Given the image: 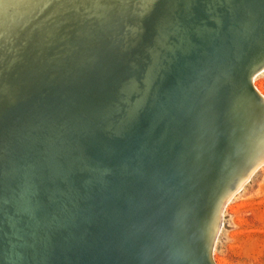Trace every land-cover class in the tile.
<instances>
[{"label":"rangeland","instance_id":"374dc122","mask_svg":"<svg viewBox=\"0 0 264 264\" xmlns=\"http://www.w3.org/2000/svg\"><path fill=\"white\" fill-rule=\"evenodd\" d=\"M28 1H30V3H29V8H28V5H27V7H25L26 5H25V3L26 4H28ZM34 0H26V2H23V5H22V7L21 6H19V5H17V7H21V8H24L25 9V11H26V8H27V11H26V15L27 16H29V17H26L25 16V19L23 20V21H27L28 19H26V18H30L28 21H27V24H25L24 25V27H23V29L21 30V32L19 33L20 35H18V39H17V41L16 42H14V44H10L11 45V47L9 46V43H10V41H9V35H10V33L11 32H15L14 30H19V28H14L13 29V27H11L9 30H8V32H9V34L8 33H6V35H4V38H3V36H2V34H0V49H2L1 51H0V67H2V68H0V78L2 79V81H0V89L1 88H3L4 86L3 85H5V87H7V84L9 83L10 84V86H11V84L13 85V87L11 86H9V84H8V86L10 87L9 89H8V87L7 88H5L4 87V89H1L2 91H0V96L2 97V98H0V107H3V109L2 108H0V113H1V115H0V127H1V130H2V133H3V135H4V130L5 131H7V130H9L8 132H5L6 133V136L8 135L7 133H9L10 135L9 136H13V135H17L16 134V132H17V130L16 131H14V126H15V124L12 122V118H14V120H16V122H17V119L18 118H21V117H23L24 115H26V117H27V115H29L30 114V116L29 117H33L34 116V120L32 119V117L30 118V119H32L33 121H36V122H32V120L30 121V120H28L26 117H25V122H26V126L27 127H29L28 129H27V127L26 126H24L23 124L25 123H23L22 124V122L24 121V118H23V120H22V122L19 120V122L20 123H16L14 120V122L16 123V125H18L15 129H17V128H19V126H20V128H21V130H22V127L24 128V127H26V129L28 130V131H30V132H28L25 128V130H24V132L23 133H25L26 131L28 132V133H30L29 134V136H28V134H27V132L25 133V136H26V134H27V136L29 137H26L27 138V140H29V145L31 146V148H29L30 146L28 145V142H27V144H25L24 145V147H26V145L28 146V148H29V151H26L27 149H25L24 147H23V145H22V148H21V146H18V148H21V152H19L20 151V149H18V151L17 150H15L16 149V147L14 148V150L16 151H14V153H15V156H16V159H15V161H16V164H15V174H14V176H13V178L11 179V184L13 185L12 186V188H13V192L15 193V194H19L20 193V190H21V188L23 187V186H28L29 188H30V192H29V194H28V198H29V201L31 202V203H34L35 201H37L38 199H39V204H40V206H41V208H42V210H41V212L38 214V219L36 220V221H34V222H32V214H31V210L29 211V210H27L22 216H21V219H20V221H21V224L23 225V227H24V229H25V232H27L26 234H27V247L29 248V251H28V255L30 254V260H32V258L33 259H36V257L39 255V252L38 251H40V250H42L41 248H43V244L45 243V240H46V242H48V244L49 245H53L52 243H55L56 244V242H58V240H60L59 238H61V240H60V242L61 241H64L63 239H64V236H63V238L61 237L62 236V232H63V234H64V232H66V228L65 227H60V229L62 230V229H64V231L62 230H59V229H57V228H59V227H57V225H55L56 223H55V220L58 218V214H61L62 213V215L64 216V218H65V216H69V214H71L73 217H74V224L73 225H71L70 227L71 228H69V226H68V228H69V230H71V231H73V232H75V229L77 230V228L76 227H78V229L79 230H77V231H79V233H81L82 232V234H84V235H88V234H90V233H88L89 231H88V229H83V230H85V231H83L82 230V228L83 227H85L86 226V223L85 222H83V219H81L82 218V215H83V217H84V215L86 214V213H88L89 211H91V213L93 214V216L95 215H97V213H98V210H99V208L102 206V204L104 203V202H102V200H104L105 201V203L107 204V202H106V198H107V196H102L101 194L103 193V195H111L110 197H109V199H112L113 197H114V195H112V194H109V193H111V192H109V191H112L113 192V189L115 190V189H117V191L119 190V185H117V184H121L122 185V183H123V181L126 179L127 180V178H129L130 176H134V174L132 173V171H134L133 169L132 170H130V168H134L135 166L133 165V167L132 166H130V164L132 165L133 163L135 164H138V159L140 160V158H142V157H144V156H146V157H149L150 155H152L151 153H149V151H145V152H148V154H149V156H147V155H145L144 153V150L148 147L147 146V141H145V142H142V144H141V147L138 145V143H139V137H140V135H141V133L139 132V127L141 126V123H140V121L144 118H146L145 120L147 121V122H149V124H150V126L148 127V130L147 131H150L149 132V134L151 133V131L152 130H154L155 129V126L157 125V123H158V120L156 121V119L155 118H158V117H161V119H163V117H164V120H162V122H165V119H166V117H167V114H169V112L167 113V112H165L164 114L166 115V116H164L163 115V113L162 114H159L158 116H153L152 114H151V112H152V108L155 106V103H156V100L157 101H160V99L162 98V94L163 93H165L167 90H168V88H167V90H165V92H163L164 90H161L162 92H158L159 91V87L160 86H162V83L164 82V84L166 83V81H167V79H172V78H174V79H172V80H174V81H176L178 78V76H176V75H178L177 74V72L175 71L176 70V67H178V66H181V64H178L179 62L181 63V61H179V60H175L176 58H174V59H169V60H167L166 59V57L165 56H163L161 59H160V61H159V63H158V66L157 67H155V69L153 70V72H152V74H151V83L149 84V86H146V85H142L141 84V82L143 81V77L146 75H144V73H143V71H145V68H147V66L150 64L149 63V61L151 60V55H150V53H149V49L145 46V44H148V45H154V41H152L151 42V40H152V38L150 37V39H149V37L147 36H145V37H143L144 35H143V31H144V27L142 28V33H141V26H144V23L142 22V21H140V20H143L142 19V17H141V13H140V10H138L139 12L138 13H140L139 15H140V17H139V15H138V13H137V17H135V15L134 14H136V11H135V9L136 8H138L137 7V2L138 1H140L141 2V0H137V2L134 0L133 2H131V0L129 1V2H131L132 4H134V2H136V7H135V9H134V7H131L132 6V4L131 3H129V4H131V5H129V4H127V1H126V4H124L123 2H124V0L121 2V0L119 1H117L116 2V0H110V1H107V0H103L104 2H101V0H83L85 3H83L82 2V0L80 1V0H78V2L81 4H79L80 5V7H79V5H78V8H77V6H75L76 5V3L75 2H77V1H73L72 0V2L69 0H66V1H68L67 3H71L70 5H68L67 3H66V1L65 0H48L47 2H45L46 0H44V2H43V0H38V4H41L42 5V2L45 4L43 7H39L40 9H43L42 11L41 10H38V6H41V5H38L37 4V6L35 7V5H36V3H37V0H35V2H33ZM42 1V2H41ZM61 1H65L64 3H65V5L63 6H61L60 8H57L59 11H60V16H56V15H58L59 14V11H58V13H54V12H57V11H54L53 12V10H57L56 9V6L57 5H60V4H64L63 2H61ZM87 1H89V2H87ZM90 1H93V2H90ZM101 2L103 5H106V4H108L107 2H110V4L111 3H117V4H119V5H117V8H116V5L115 4H112V5H110L109 6V4L108 5H106V7L104 6V7H102V9H97V6H95L94 7V2ZM112 1V2H111ZM142 1H144V0H142ZM147 1V0H146ZM220 1V3L221 4H219V2H218V0L216 1V2H218V3H216V5L215 4H213L212 5V0H202V2H204L203 3V5H202V3H200V6L202 5V9L201 10H203V13L205 14V13H207L208 11L207 10H210L209 9V7H208V5L211 7V5H212V9L210 10V11H212L213 9H214V5L216 6V8L217 7H219V5H220V7L222 6V4L223 5H225L224 3H228V2H226V1H228V0H219ZM230 1V0H229ZM55 2V3H54ZM73 2L75 3V4H73ZM140 2H138L139 4L138 5H140ZM199 2H201V1H199ZM210 2V3H209ZM215 1H213V3H214ZM33 3V4H32ZM35 3V4H34ZM49 3V4H48ZM90 3V5L93 3V8L90 6V5H88ZM120 3H122V6L123 5H125V6H129V7H126L125 8V6H121V4ZM205 3L206 4H208V5H205ZM74 5V7H75V9H72V7L70 8V7H68L67 8V6H73ZM83 4V5H82ZM85 4V5H84ZM96 5H97V3H95ZM141 4H142V2H141ZM199 4V3H198ZM50 5V6H49ZM89 6V8L91 7V9H89L88 7H86V6ZM113 5H115V6H113ZM218 5V6H217ZM34 6V7H33ZM65 6H66V8L68 9H66L65 8ZM133 6H135V5H133ZM205 6H206V8H207V10H206V8H205ZM59 7V6H58ZM73 7V8H74ZM81 7H85V12H84V10H83V8H81ZM220 7H219V9H220ZM225 8L226 6H222L221 7V9L222 8ZM32 10H31V9ZM34 8L36 9V11H33L34 10ZM79 10H77V9ZM110 10H109V9ZM116 8V9H115ZM124 8V9H123ZM128 8V10H129V12H131V10H132V14L131 13H129L128 12V10H127V12L129 13V14H126L127 12L125 11L126 9ZM140 8H141V6H140ZM215 8V12L216 11H219V10H217ZM29 9V10H28ZM64 11V9H66V11L67 12H64V14H63V11ZM71 9H72V13H70L71 12ZM94 9V10H93ZM117 9H119V12H118V10ZM123 11H122V10ZM133 9H134V11H133ZM139 9V8H138ZM38 10V11H37ZM83 10V11H82ZM89 11V10H91L89 13H87V11ZM105 10H106V12H105ZM121 10V11H120ZM196 11L195 12H197L198 10L200 11V9H199V7L197 8V9H195ZM207 12H206V11ZM29 11L31 12V13H29ZM40 11V12H39ZM69 11V12H68ZM115 11V12H114ZM205 11V12H204ZM32 12H34L33 14H32ZM37 12V13H36ZM74 12V13H73ZM79 12V13H78ZM85 14H84V13ZM95 12H96V14H95ZM108 12V13H107ZM115 13L114 15H113V13ZM116 12H118L117 14H116ZM126 14V15H128V16H126L125 17V15H124V17H123V14L124 13ZM50 13H52L51 15L53 16L54 14V16L52 17V16H50ZM75 13H78V17H76L77 16V14H75ZM81 13V14H80ZM83 13V14H82ZM103 13V14H102ZM121 13H122V16H121ZM211 13V12H210ZM210 13H207V14H205V15H209ZM30 14V15H29ZM38 14V15H37ZM69 14V15H68ZM80 14V15H79ZM108 15V16H106V15ZM112 14V15H111ZM134 15V16H132V18H130L129 16H131V15ZM212 14V13H211ZM32 15H33V20L31 19V17H32ZM82 15V16H81ZM89 15H92V16H89ZM118 15V16H117ZM50 17V19H47V18H49ZM69 18H68V17ZM87 16V18H84V17H86ZM110 16V17H109ZM114 16V17H113ZM210 16V15H209ZM212 16V18H213V16H214V14H212L211 15ZM210 16V17H211ZM262 16L263 15H261V13L260 14H258V16L256 17V18H258L257 20H256V18L254 19V20H256V21H254L255 22V24L257 25V27H260V22L262 21ZM38 17V18H37ZM64 17V18H63ZM68 18V19H65V18ZM72 17V18H71ZM76 17V18H75ZM83 19V21H81L82 19ZM89 17H91V18H89ZM93 17V18H92ZM107 17H109V18H107ZM120 17L122 18V19H120ZM135 17V18H134ZM205 17V16H204ZM210 17H206V21H208V20H210V21H208V22H210V23H213L214 25L216 24V26H217V28L219 27H221V25H220V23L217 21V20H215L214 19V22H213V20L212 19H209ZM45 18V19H44ZM52 18H54L53 19V21H52ZM70 18H71V20H70ZM77 18H79V21H77L76 19ZM137 18V19H136ZM208 18V19H207ZM47 19V20H46ZM57 19H59V21L57 20ZM87 19V20H86ZM90 19V20H89ZM112 19H114V20H112ZM121 20V23H120V20ZM125 21H124V20ZM128 19H129V21H128ZM131 19V20H130ZM133 19V20H132ZM203 19H205V18H203ZM35 20V21H34ZM45 20L47 21V22H45ZM68 20H70L71 22H68ZM74 20H76V22L74 21ZM86 20V21H85ZM93 20V21H92ZM123 20V21H122ZM138 20V21H137ZM238 20V22L236 21V23H238L237 25H238V28L239 27H241V28H239V30H240V34H241V32L243 31V24H242V22L245 20H243V18H241V20L239 21V19H237ZM56 21V22H55ZM73 21V22H72ZM81 21V22H80ZM92 21V22H91ZM137 23H136V22ZM205 21V20H204ZM205 21V22H206ZM242 21V22H241ZM259 21V22H258ZM30 22V23H29ZM40 22V23H39ZM45 22V23H44ZM84 24H83V23ZM91 22V23H90ZM131 22V23H130ZM140 22H142V23H140ZM254 22H253V24H254ZM43 23V25H41ZM61 23H64L65 25L64 26H62L61 25V27H60V24ZM66 23H68V24H66ZM74 23V24H73ZM130 23V24H129ZM258 23V24H257ZM33 24V25H32ZM51 24V25H50ZM83 24V25H82ZM93 24V25H92ZM113 24V25H112ZM116 24V25H115ZM122 24V25H121ZM135 24L136 25H138V27L140 28V30L139 29H136V28H138L137 26H135ZM142 24V25H141ZM218 24H219V26H218ZM37 25V26H36ZM69 25V26H68ZM77 27H75V26ZM81 25V26H80ZM87 25H89V26H87ZM130 25H134V26H130ZM243 25V26H242ZM39 26H40V28H39ZM56 26V27H55ZM58 26H59V28H58ZM36 27H37V29H36ZM55 27V28H54ZM68 27V28H67ZM126 27V28H125ZM136 27V28H135ZM257 27L255 28V29H257ZM31 28V29H30ZM34 28V29H33ZM61 28V29H60ZM73 28V29H72ZM125 28V29H124ZM245 30H244V33L245 32H247V26H245ZM13 29V30H12ZM36 29V30H35ZM40 29V30H39ZM131 29H132V32H131ZM134 29V30H133ZM33 30V31H32ZM71 30V31H70ZM137 30H139L140 32H137ZM242 30V31H241ZM262 30V31H261ZM0 31H1V29H0ZM25 31V32H24ZM29 31V32H28ZM41 31V32H40ZM46 31V32H45ZM53 31V32H52ZM64 31H66V32H64ZM125 31H127V32H125ZM136 31V32H135ZM31 32V33H30ZM32 32H34V34L32 33ZM43 32H44V34H46V35H43ZM50 32H52L51 34H50ZM263 34V39H264V24H262V26H261V28L259 29V34H261V33ZM22 33V34H21ZM66 33V34H65ZM74 33V34H73ZM142 34V36L140 35V34ZM28 34V35H27ZM40 34H42V35H40ZM48 34V35H47ZM57 34H59V35H57ZM64 34V35H63ZM129 34V35H128ZM242 34H243V32H242ZM8 35V36H7ZM24 35V36H23ZM38 35V36H37ZM51 35V36H50ZM6 36V37H5ZM29 36V37H28ZM48 36H50V37H48ZM54 36H56V37H54ZM140 36V37H139ZM244 35H242V37H243ZM9 39H8V38ZM27 37V38H26ZM38 37V38H37ZM44 37H46V38H44ZM64 37V39H62V38ZM66 37H68V39L66 38ZM241 37V36H240ZM3 38V39H2ZM22 38H23V40H22ZM28 38H29V40H28ZM39 38H41V39H39ZM46 40L45 41V43H44V39ZM61 38V39H60ZM67 40H66V39ZM137 38H138V41H137ZM141 38V39H140ZM7 39V40H6ZM102 39V40H101ZM108 39V40H107ZM260 39H261V36H260ZM24 40H26V43L25 42H23ZM35 40L36 41H38V42H35ZM48 40V41H47ZM57 40V41H56ZM61 40H64V42H60ZM112 40H113V42H112ZM135 40H136V42H135ZM216 40V41H215ZM3 41V42H2ZM21 43H20V42ZM43 42V43H41V42ZM50 41V43L51 44H49L48 42ZM101 41L104 43V45H107V46H103V43H101ZM220 40L218 39V37L217 36H215V37H213L212 39H211V41L209 42V47H207V48H205L204 50H203V55L202 56H200L201 58H204L203 60H208L209 62H212V58L214 59L215 58V56H216V52H217V55H218V45H216V43H218ZM6 44H5V43ZM54 44H53V43ZM60 42V43H59ZM66 42H68V43H66ZM75 42V43H74ZM94 42V43H93ZM148 42V43H147ZM28 43V44H27ZM33 43V44H32ZM34 43H35V46H34ZM91 43V44H90ZM97 43V44H96ZM138 43V44H137ZM5 44V45H4ZM8 44V45H7ZM24 44V45H23ZM30 44V45H29ZM32 44V45H31ZM37 44V45H36ZM41 44H44V45H41ZM63 44H67V47H68V50H67V48H65V49H63V47L65 46V45H63ZM81 45V47H85V50L82 48V50H81V48L79 49V51L80 52H78V49H75V48H77V47H80V45ZM84 44V45H83ZM93 44V48L91 47V46H89V45H92ZM94 44L96 45L95 47L97 48V46H99V48H97V49H95V47H94ZM99 44V45H98ZM112 44V45H111ZM135 44H137V45H135ZM2 45V46H1ZM6 45H7V47H6ZM26 45H27V47H26ZM54 45V46H53ZM60 45H62V51H61V46ZM71 45V46H70ZM74 45H76V47L74 46ZM83 45V46H82ZM87 45H88V47H87ZM111 45V46H110ZM125 45V46H124ZM128 45V46H127ZM260 45V46H259ZM23 46L25 47V48H23ZM34 48H33V47ZM40 46V47H39ZM43 48H42V47ZM45 46H46V48H45ZM56 46V47H55ZM70 46V47H69ZM73 46V47H72ZM124 46V47H123ZM215 46L217 47V49L215 48ZM252 46V47H251ZM250 46V48H249V52H248V50H246L249 54H248V61H247V64L245 65V69H244V71H242V73H241V71H240V76H241V74H242V76L240 77V76H238V78H236L237 79V81H236V79H235V81H234V85H233V93L230 95V97H231V103L233 104V106L232 107H234V111L233 110H231V109H229L227 112H229L230 114H231V116L233 117V119L236 121V126L237 127H239L240 129V131H239V140H238V142L239 143H242V142H240L242 139H244V142H245V144H246V146L245 147H243L242 145H240L238 142H236L237 144H235L234 142H233V136H231L230 134H229V136H231L232 138V140L229 138V136H228V139L227 140H230L229 141V143H227L226 142V144H228V146H229V150H228V152L226 153V155H228V153H229V156H226L225 158V161H224V164H223V166L221 167V170L222 171H225V170H223V168L224 169H226V171L225 172H227V173H225V172H221V173H219L218 175H220V176H216V179L214 180V181H216L217 179H218V187H217V189L216 190H212V191H214V192H212L209 188H210V183H209V179H206V185L205 184H203L202 185V189L200 190V193H199V195H198V198H196L195 199V201H194V203H196V207H195V209H193V208H191L192 209V216H194V219H195V221L196 222H198V220L195 218V216H197L198 214H199V216H200V218L202 217V219L205 221V219L206 220H209V223H210V225H212L213 226V214H214V208H215V205H214V202H215V199H216V197L218 196V194H219V192L222 190V189H224V191H226L227 193L228 192H230V191H232L236 186H238L239 184H241L242 182L244 183V186H243V191L240 193V194H238V195H236L232 200H231V202L227 205V207H226V209H225V211H224V216H223V218H221L222 220V227L220 228L221 230H219V232H218V236H217V241L215 242V252H214V259H215V262L217 263V264H264V147H261L260 149H258L257 148V146L255 145V143L257 142V141H262V142H264V112L260 109V111H258V115H256L257 117H252V119H248V120H246V119H244L245 120V122H242V119H243V113L244 112H242V108L243 109H248V107H246V104H248V102H247V94L245 93V90L243 89L244 87H243V85H244V83H245V78H246V76L251 72V71H253V70H257L259 67H261L262 65H264V43H263V41L261 42L260 40H256L252 45ZM15 47H16V50H15ZM51 47V48H50ZM66 47V46H65ZM75 47V48H74ZM110 47V48H109ZM14 48V49H13ZM37 48V49H36ZM42 49V50H38V49ZM49 48V49H48ZM53 48V49H52ZM75 49V50H72V49ZM108 48V49H107ZM200 49V51H201V47H199ZM28 49H29V51H28ZM32 51H31V50ZM50 49H51V51H50ZM86 49H87V51H86ZM94 51H93V50ZM143 49V50H142ZM263 49V50H262ZM47 50H48V52H47ZM56 50L58 51V55L60 56V55H64V56H58L57 55V52H56ZM68 51L67 53L65 52V51ZM70 50V51H69ZM257 50V51H256ZM14 51V52H13ZM16 51H18V52H16ZM43 51H45V52H43ZM50 51V52H49ZM53 51V52H52ZM55 51V52H54ZM82 51V52H81ZM83 51H84V53H83ZM105 51V52H104ZM12 52H13V54H12ZM16 52V53H15ZM22 52V53H21ZM27 52V53H26ZM33 52V53H32ZM42 53V54H40V53ZM47 52V53H46ZM52 52V53H51ZM77 52V53H76ZM5 53V54H4ZM9 53V54H8ZM38 53H39V55H38ZM46 53V54H45ZM63 53V54H62ZM66 53V54H65ZM70 53H72V54H70ZM96 53V54H95ZM4 54V55H3ZM11 54V55H10ZM28 54H30V55H28ZM34 54V55H33ZM45 54V55H44ZM70 54V55H69ZM117 54V55H116ZM121 54V55H120ZM124 54V55H123ZM223 54L225 55V53L223 52ZM35 55H36V57H35ZM48 55V56H47ZM49 55H51L52 57H50ZM78 57H76V56ZM87 55V56H86ZM98 55V56H97ZM116 55V56H115ZM3 56V57H2ZM6 56V57H5ZM38 56V57H37ZM41 56H44V57H46L47 59H48V61H47V59L45 60H43V62H45V61H47V63H42L41 64ZM68 56H70L71 57V59H70V57H68ZM72 56H74V57H72ZM85 56V57H84ZM121 56V57H120ZM206 56H207V58H208V56H210L209 57V59H207L206 58ZM226 56V55H225ZM7 57H8V61H7ZM11 57H12V59H11ZM19 57V58H18ZM30 57H32L31 58V60L29 61V59H30ZM35 57V58H34ZM40 57V58H39ZM58 57V58H57ZM82 57V58H81ZM113 57V58H112ZM117 57H119V59H121V60H119ZM3 58H4V60H3ZM6 58V59H5ZM16 58V59H15ZM17 58H18V60H17ZM21 58L23 59V60H21ZM28 58V59H27ZM38 60H37V59ZM43 58V57H42ZM56 58H57V62H55L56 61ZM62 58H65L64 60L62 59ZM90 58V59H89ZM116 58V59H115ZM129 58V59H128ZM150 58V59H149ZM164 58V59H163ZM210 58H211V61H210ZM27 59V60H26ZM33 59V60H32ZM50 59H53V60H55V61H53V63L52 64H54V63H57V65H54L53 67H55L56 66V68H53V67H51V65H47V64H50L49 62H52V60H50ZM60 59V60H59ZM68 59V60H67ZM70 59V60H69ZM79 60V63H78V61L77 60ZM86 61H85V60ZM112 59H113V61H112ZM115 59V60H114ZM125 59V60H124ZM223 59H225V58H223ZM2 60H3V63H2ZM12 60H14V62L12 61ZM40 60V61H39ZM50 60V61H49ZM63 61V62H61V65L60 66H58L59 64H60V62L59 61ZM75 60V61H74ZM126 60H128V61H126ZM171 60V61H170ZM10 61V62H9ZM25 61V62H24ZM33 61V64H31V62ZM40 63H39V62ZM64 61H66L65 62V64H67L66 66H65V64H64ZM71 61H73V62H71ZM76 61H77V63L79 64H77L76 63ZM112 61V62H111ZM119 63H118V62ZM169 61H170V63H169ZM173 61V62H172ZM208 61H205L206 63L208 62ZM19 62V63H18ZM38 63V65L40 66H38L37 64H35V63ZM70 62V63H69ZM75 62V63H74ZM81 62V63H80ZM208 62V64H206V65H208V66H213L214 67V63L215 62H213V63H209ZM2 63V64H1ZM29 63V64H28ZM63 63V64H62ZM68 63H69V66H68ZM72 63H74V64H72ZM173 63H174V65H173ZM17 64H18V66H17ZM28 66H27V65ZM75 64H77V65H75ZM112 64V65H111ZM125 64V65H124ZM167 64V65H166ZM183 64H186V62L185 63H183ZM202 64V63H201ZM210 64V65H209ZM211 64H213V65H211ZM2 65V66H1ZM8 65H9V67H8ZM11 65V66H10ZM22 65V66H21ZM32 65H34L35 66V68H34V66H32ZM36 65H37V68H36ZM44 65L46 66L45 68H44ZM63 65H64V67H65V70H64V67H63ZM4 66V67H3ZM19 66H21V67H19ZM31 66V67H30ZM41 66L44 68V70H43V68H41ZM62 66V67H61ZM71 66H73L71 69L69 68V67H71ZM78 66V67H77ZM104 66V67H103ZM115 68V69H113V67ZM116 66V67H115ZM124 66V67H123ZM131 66H133V71L134 72H131L130 71V67ZM200 66H202V65H200ZM5 67H7V68H5ZM18 67V68H17ZM24 67V68H23ZM28 67H29V69H28ZM32 67H33V69H32ZM49 68V70H51V71H54V70H52V68L53 69H57V67H58V73H60V71H61V73L59 74V75H61V76H59L58 77V75H56V74H54V72H53V74L55 75V77L53 76H51L52 74V72H49V76H47L48 75V68ZM66 67H68V68H66ZM102 67V68H101ZM16 68V69H15ZM22 68V69H21ZM32 69V71H31V69ZM42 69L43 71H41V70H37V69ZM63 68V71H66V72H63L62 73V69ZM109 68V69H108ZM112 68V69H111ZM117 68V69H116ZM129 68V69H128ZM162 68V69H161ZM171 68V69H170ZM212 68V67H211ZM215 68V67H214ZM213 68V69H214ZM19 69V70H18ZM27 70V71H25L24 73H22L24 70ZM39 72H37L36 70ZM79 69V70H78ZM104 69H107V71H104V72H102ZM111 69V70H110ZM126 71H125V70ZM144 69V70H143ZM210 69V68H209ZM4 70V71H3ZM21 70H23L22 72H21ZM28 70H29V72L31 73V76H30V74H29V76H28ZM33 70H35L34 72H33ZM48 70V71H47ZM67 70H68V73H69V75L68 76H65L64 75V73L67 75ZM121 70V71H120ZM198 70H200V67H199V69ZM46 71H47V75H46V77H48V79L50 80V78L52 79L51 81H49V82H56V84L54 83V85L56 86H53V82L52 83H48V80H46V77L44 76L45 74H46ZM71 71V72H70ZM95 71V72H94ZM119 71V72H118ZM4 72V73H3ZM12 72V73H11ZM32 72H33V74L34 75H36V76H34L33 74H32ZM36 72V73H35ZM45 73V74H43V73ZM75 72V73H74ZM106 72V73H105ZM17 73V74H16ZM37 73H38V76H42L40 79H39V77L37 76ZM40 73H41V75H40ZM57 73V72H56ZM71 73V74H70ZM98 73V74H97ZM101 73H103L104 75H105V79H104V75H101ZM118 73V74H117ZM125 73V74H124ZM127 73H129V76L131 77H134L135 79H136V81L137 82H139V85L140 86H138V88H136V89H134V90H130L128 87H126L124 90H122V91H118V85H120V84H118L119 83V79L120 78H123V76L124 75H127ZM1 74H3V75H1ZM15 74H16V77L17 78H15V77H13V75L15 76ZM18 74H20V75H18ZM23 74H25L24 76L25 77H22L23 76ZM43 74V75H42ZM113 74V75H112ZM171 74V75H170ZM8 75V76H7ZM10 75H11V78H10ZM34 77H33V76ZM70 75H72V76H70ZM99 75H101V76H99ZM109 75V76H108ZM115 75V76H114ZM155 75V76H154ZM239 75V74H238ZM3 76V77H2ZM6 76V77H5ZM20 76V77H19ZM45 77V79H44V77ZM57 76V77H56ZM62 76H63V78H62ZM76 76H77V78H76ZM113 76V77H112ZM118 76H119V78H118ZM160 76V77H159ZM180 76V75H179ZM9 77V78H8ZM13 77V78H12ZM28 77H29V79H31V80H29L28 79ZM35 77H37L38 78V81H37V78H36V80L32 83V82H30V81H33L32 80V78L34 79ZM50 77V78H49ZM65 77V78H64ZM82 77H83V79H82ZM110 77V78H109ZM162 77V78H161ZM167 77V78H166ZM22 78V80L24 79V78H26V83H25V80H23V81H20V79ZM43 78V79H42ZM57 79V78H59V79H57V80H59V81H57V80H55V79ZM60 78H62L63 79V81H62V79L60 80ZM66 78H68V81H64V80H66ZM96 78V79H95ZM159 78V79H158ZM0 79V80H1ZM3 79H4V81H3ZM9 80L10 82H8L7 83V80ZM13 80V81H11V80ZM100 79V80H99ZM108 79V80H107ZM180 79V78H179ZM17 80V82L18 83H16L15 81ZM29 80V81H28ZM43 82V80L45 81V83H46V85H47V83L49 84V85H51V86H49V85H44L41 81ZM82 80H84L83 82H82ZM106 80V81H105ZM117 80H118V82H117ZM155 80V81H154ZM47 81V82H46ZM179 81H181V80H179ZM2 82H4L3 84H2ZM13 82V83H12ZM14 82H15V84H14ZM22 82H24V83H22ZM29 82V83H28ZM35 82H40L41 83V85L39 86V85H36V83ZM59 82V83H58ZM62 82V83H61ZM76 82V83H75ZM112 82H114V83H112L113 84V86L111 85V83ZM161 82V83H160ZM168 82V81H167ZM21 83V85L18 87V88H15L16 86H18L19 84ZM30 83H31V85H30ZM95 83V84H94ZM104 83V84H103ZM110 83V84H109ZM117 83V84H116ZM153 83V84H152ZM155 83V84H154ZM18 84V85H17ZM24 84V85H23ZM32 84L34 85V86H32ZM58 84H60V85H62V86H59ZM67 86H66V85ZM85 84H87V85H85ZM107 84V85H106ZM181 84H182V82H181ZM181 84H180V86H181ZM254 84H255V87H256V89L262 94V96L264 97V71H262L256 78H255V82H254ZM26 85H28V86H26ZM44 85V86H43ZM76 85H77V87H76ZM79 85V86H78ZM102 85V86H101ZM110 85V86H109ZM115 85V86H114ZM151 85V86H150ZM157 85V86H156ZM15 86V87H14ZM24 87V88H26V87H28V89L29 88H31L32 90L33 89H36L37 90V92H35V91H33V93H31L32 92V90H31V92L30 91H28V89H27V91L25 90V89H23V88H21V87ZM30 86H32V87H30ZM35 86H38L37 88H45V86H46V91L49 93V91H56L57 93H56V95L57 94H60V92L58 93V91L60 90V88H61V94L60 95H54L55 94V92H54V94H51V93H53V92H50L49 93V97H51L52 95H54L55 97H58V98H60L59 96H62L63 95V98L64 97H67L66 98V100H68V98H69V100L68 101H72V107H73V111H74V113L76 112L75 111V109H77L78 107H80V106H82L83 105V103H84V101H85V96H86V90H88L91 86H97L98 88H97V90L100 92L101 91V93H108L109 95H110V97L112 98L113 97V99L115 100V102H113V103H121L122 105L123 104H125V105H123L122 106V111L120 112V115H119V117H118V119H117V121H115V122H113L112 124H111V126L109 127V129H107V131L105 132L106 133V137H107V139L105 138V136L103 135V134H99V132H95V130H92L91 129V131L89 130L88 132H87V134H86V139H84L85 138V135L84 134H82V133H80L79 131H82L79 127V131H77L78 130V128H77V126L75 127V132L77 131V133H75L74 131H73V129H74V124L72 125V119H71V124L69 123V121H70V119H69V121L67 122V124H68V126L69 125H72V127L71 126H69V128H72V131L74 132L73 134H74V137H75V139L73 140V138H72V140H73V142L74 141H78V137L80 136V139L79 140H81L79 143H81L80 145H81V147H78L79 149L78 150H81L82 148H83V145H85L87 148H88V150H87V148H86V150H85V152L83 153V154H85V153H89V154H87V155H78L79 153L81 154V152L80 151H78L77 150V147H75L76 148V150L79 152L78 154L76 153L74 156H73V158H76V159H74V161H73V159H70L71 157H72V155H71V153H70V155L68 154V155H66L67 157L65 158V156H63L64 157V159H66V160H63L64 162H63V164L65 165V166H68V165H66V162L69 164V163H71V161L70 160H72V162H74V164H73V167L75 168V165L77 166L76 168L78 169V173H77V169H74L72 172L70 171V172H68V173H63V171H62V173L61 174H52V176L51 177H53L54 178V181L56 180L57 181V184H54V183H56V182H54L53 181V183H52V178L50 177V176H48L49 174H50V170H48V168L50 169V166H49V164L47 163V157L49 158V154L51 153V152H48L47 153V155H45V152H47L46 150H50V149H46V148H50V146H48V144H45V142H47V141H45L44 142V139H45V137H44V134H45V136H46V134H47V137H46V139H48V138H51V139H53V138H55L56 139V137H59L57 134H59V132L57 133V126L58 127H60V129L62 130V126H60L59 125V122H63L64 121V119H62L61 120V118L62 117H60L61 115H60V111H62V109L61 110H59V113H58V109H59V105H57V109H56V111H57V113L60 115H57L56 114V116H57V119L58 118H60L59 120H52V125H53V123H55V121L57 122V124H56V127H54V129H56V130H54V131H52V132H56V134L55 133H52L51 132V134H49L48 135V133H46V129L45 128H47V126L45 127L43 124V128H42V125L41 124H38V123H40L38 120H36L35 119V114L36 113H39V111H35L36 110V107H34L35 109H33V107H32V105L33 104H35L36 103V106H37V103L40 101V100H43L44 99V101L43 102H39L40 103V105L41 104H43L46 100H48V99H46L45 97H47L48 95L46 94L45 96L43 95V94H41L42 92H46L45 91V89H39V92H38V89L35 87ZM52 87V89H55V88H59V90L58 89H55V90H52L51 88H49V87ZM59 86V87H58ZM75 86V87H74ZM101 86V87H100ZM105 86V87H104ZM172 86V85H171ZM35 87V88H34ZM48 87V88H47ZM55 87V88H54ZM111 87H112V89H111ZM163 87V88H162ZM161 87V89H164V86H162ZM167 87V86H166ZM170 87V86H169ZM71 88V89H70ZM74 88H76V90L74 89ZM78 88V89H77ZM103 90H102V89ZM153 88V89H152ZM13 89V90H12ZM14 89H20L22 92L20 93L18 90L17 91H15ZM49 89V90H48ZM67 89V92H65L64 90H66ZM140 89V90H139ZM144 89V90H143ZM236 89H238V90H236ZM243 89V90H242ZM75 90V91H74ZM115 90V91H114ZM152 90V91H151ZM155 90V91H154ZM12 91V92H11ZM25 91V92H24ZM42 91V92H41ZM63 91V92H62ZM71 91V92H70ZM83 91V92H82ZM112 91V92H111ZM154 91V92H153ZM2 92H4V93H6V94H4V96L2 95L3 93ZM8 92V93H7ZM9 92H10V94H9ZM15 92V93H14ZM16 92H17V94L18 93H20V94H18V96L20 97H18V96H16L17 94H16ZM26 92L27 93H31L32 95V97H30V98H25V96L26 97H29V96H27V95H30V93L29 94H26ZM34 92H35V95L37 94V93H39L38 94V96L40 97L39 98V101L37 102V101H34L36 98H34V99H32L33 98V96H35V95H33L34 94ZM75 92V93H74ZM78 92V93H77ZM114 92H115V96H114ZM236 92V93H235ZM12 93H14L15 95H13ZM63 93H65V94H63ZM158 93H160L159 95H158ZM167 94H170V92L168 93V92H166ZM23 96H22V95ZM50 94H51V96H50ZM113 94V95H112ZM117 94V95H116ZM167 94H165L166 95V97H165V95H164V97L165 98H163L162 100L164 101H162L161 103H162V105H163V107L162 108H165V103L167 102L166 101V99L168 98L167 97ZM242 94V95H241ZM6 95H7V97H6ZM11 95V96H10ZM14 97H13V96ZM42 95H43V97L44 98H42ZM66 95V96H65ZM112 95V96H111ZM9 96V97H8ZM38 96H36L37 97V99H38ZM53 96V97H54ZM77 96L78 97H80V100H79V98L78 99H76L77 98ZM82 96V97H81ZM139 96V97H138ZM158 96V97H157ZM6 97V98H5ZM11 97V98H10ZM24 97V98H23ZM54 97V98H55ZM17 98H19L18 100H16V102H14V100L15 99H17ZM21 98H23V100H24V103H23V100L21 99ZM57 98V99H58ZM62 98V97H61ZM62 98V99H63ZM82 98V99H81ZM83 98H84V100H83ZM138 98H140V99H138ZM1 99H3V100H1ZM6 99V100H5ZM13 99V100H12ZM21 99V100H20ZM28 100V99H30V101L28 100L27 102H26V100ZM31 99H32V101H34V102H31ZM36 99V100H37ZM61 99V100H62ZM65 99V98H64ZM133 99V100H132ZM140 100V102L138 103V106H136V107H134V108H130V105H131V107H132V104H135V103H137L136 101L137 100ZM149 99V100H148ZM156 99V100H155ZM59 100V99H58ZM77 100H78V102H77ZM124 100V101H123ZM10 101V102H9ZM12 101H13V105H11L12 104ZM19 101V102H18ZM20 101H22V102H20ZM119 101V102H118ZM150 101V102H149ZM166 101V102H165ZM3 102V103H2ZM6 102H7V104H6ZM31 102V103H30ZM75 102V103H74ZM128 102V103H127ZM21 103V104H20ZM27 103V104H26ZM39 103H38V105H39ZM82 103V104H81ZM164 103V104H163ZM242 103H244L245 105H242ZM16 104H18L19 106V108L17 107V105ZM22 104H26V105H24V109H23V107H21L20 105H22ZM28 104H31V105H28ZM77 104H81L80 106L79 105H77ZM150 104V105H149ZM76 105H77V107H76ZM12 106V107H11ZM29 106V107H28ZM33 106H35V105H33ZM63 106V104L61 105V107ZM6 107V108H5ZM31 107V108H30ZM76 107V108H75ZM147 107V108H146ZM14 108H18V109H21V111L20 112H22L23 110H25L26 108V110H25V113L23 112L22 114L21 113H19V112H17V111H19V110H16V109H14ZM39 109H40V106L38 107ZM144 108V109H143ZM30 109V110H29ZM123 109H125V110H123ZM130 109V110H129ZM147 109V110H146ZM2 110H4V112L2 111ZM28 110V111H27ZM35 112H34V111ZM38 110V109H37ZM167 110H168V108H167ZM10 111V112H9ZM13 111H15V114H13L14 112ZM81 111V110H80ZM131 111V112H130ZM140 111H141V113H140ZM151 111V112H150ZM8 112V113H7ZM124 112V113H123ZM145 112V113H144ZM28 113V114H27ZM34 113V114H33ZM155 113V112H154ZM167 113V114H166ZM7 114V116H4V115H6ZM10 114H13L12 116H10ZM21 115V117L20 116H17V115ZM124 114V115H123ZM125 114L127 115V116H125ZM140 114H141V117H142V119L140 118ZM145 114H147L146 116H145ZM14 115H16V117L14 116ZM144 115V116H143ZM149 115H151V116H153V118L151 117L150 118V116ZM157 115V114H156ZM3 116V117H2ZM77 116H78V114H77ZM148 116H149V118H148ZM8 117V118H7ZM18 117V118H17ZM38 117V116H37ZM79 117V116H78ZM6 120H4V119ZM17 118V119H16ZM64 118V117H63ZM140 118V119H139ZM168 118V117H167ZM22 119V118H21ZM54 119H56V117H54ZM120 119V120H119ZM149 119H151V121L149 120ZM9 120V121H8ZM114 120V118H112V121ZM167 120V119H166ZM27 121H30V124H28L29 122H27ZM161 121V120H160ZM5 124V125H3V123ZM6 122V123H5ZM32 122V123H31ZM119 122V123H118ZM33 123L35 124V123H37V126H36V128L34 127V125H33ZM73 123H74V121H73ZM118 123V124H117ZM140 123V124H139ZM12 124V126H10ZM28 124V125H27ZM33 125V127H31L30 125ZM55 124L53 125V126H55ZM60 124H62V123H60ZM7 125V126H6ZM39 125V126H38ZM40 125H41V127H40ZM114 125V126H113ZM125 125V126H124ZM133 125V126H132ZM8 126H10V127H8ZM136 126H137V128H136ZM139 126V127H138ZM37 127H39V129L41 130V132H40V134H41V136L39 137V132L38 131H40V130H38V128ZM6 128H7V130H6ZM9 128V129H8ZM10 128H11V130H10ZM12 128H13V130H12ZM30 128H32V129H30ZM42 128V129H41ZM88 128V127H87ZM135 128V129H134ZM152 128V129H151ZM30 129V130H29ZM33 129H35V130H37V131H35V130H33ZM45 129V131L43 132V130ZM59 129V128H58ZM33 130V131H32ZM60 130V131H61ZM13 131L15 132L14 134H13ZM23 131V130H22ZM47 131H48V129H47ZM59 131V130H58ZM94 131V132H93ZM137 131V132H136ZM155 131V130H154ZM153 131V132H154ZM43 132V133H42ZM152 132V133H153ZM49 133H50V130H49ZM93 133V134H92ZM94 133H96L95 135H94ZM136 134L137 135V133H138V136L136 137V136H134V134ZM151 133V134H152ZM32 134V136L33 137H31L30 135ZM43 134V135H42ZM94 135L93 136V138H92V136L91 135ZM129 134H131V135H129ZM35 135H37L38 136V138H39V140L40 139H42L43 140V145L45 146L44 148L42 147V142L41 143H39L40 141L37 139V141H39L38 143L36 142V136ZM51 135H54L55 137H51ZM77 135H79V136H77ZM128 135L129 136H134V139L132 138H130V137H128ZM82 136H83V138H82ZM91 136V137H90ZM98 136V137H97ZM103 136H104V139H103ZM124 136V138H127V139H131L132 141H130V143H128V145L125 147V148H120L119 146H117V145H115L114 143L115 142H113L110 138L111 137H123ZM16 136H13V138H15ZM30 137H31V139H30ZM43 137H44V139H43ZM91 138V141H90V138ZM9 138H11V137H9ZM32 138H34L33 140L34 141H32ZM76 138H77V140H76ZM99 139V140H98ZM136 139H137V141H136ZM31 140V141H30ZM49 140V139H48ZM86 140V141H85ZM95 140V141H94ZM128 140V141H129ZM135 142H134V141ZM226 140V141H227ZM85 141V142H84ZM88 141V142H87ZM93 141V142H92ZM104 141V142H103ZM179 141V142H178ZM249 141H252V144L251 145H248L247 143L249 142ZM31 142H33V143H31ZM36 142V143H35ZM89 142H91V143H89ZM97 142V143H96ZM99 142V143H98ZM109 142V143H108ZM131 142H133L132 144H131ZM160 142H161V140H159V142H158V144H160ZM176 142H178V143H176ZM175 142V144H174V147H175V152H174V155H176V157H174V155L172 154V157H173V159L175 160V162H184L185 161V157H186V155H187V152H186V144H185V141L184 140H177ZM231 142V143H230ZM95 143H96V145H95ZM113 143V144H112ZM135 143V144H134ZM34 146H32V145ZM88 144V145H87ZM94 144V145H93ZM106 145V147L104 146V145ZM140 144V143H139ZM146 144V145H145ZM239 144V145H238ZM39 145V146H38ZM79 145V146H80ZM103 147H102V146ZM152 145H154L153 143H152ZM151 145V146H152ZM46 146H48V147H46ZM85 146H84V148H83V150L85 149ZM95 146V147H94ZM111 146V147H110ZM114 146V147H113ZM133 146V147H132ZM137 146V147H136ZM159 146V145H158ZM236 146L239 148H237L236 149ZM241 148H240V147ZM98 147V148H97ZM109 147V149H105V148H108ZM153 147V146H152ZM235 147V148H234ZM36 148V149H35ZM52 148V147H51ZM99 148H101V149H99ZM103 148V149H102ZM112 148V149H111ZM113 148H114V150L116 151V149H118V150H122V152L121 153H123L124 151L126 152L127 151V149H128V152H130L131 154H129L128 153V155L126 156V157H128V159H131L130 161H133L134 160V162H128L129 160L128 159H126V161H124V159L123 158H126V157H122V159H123V161H124V164L126 163L129 167V169H128V171L129 172H131L130 174L128 173V171L124 168V167H127V165H124L123 164V162H122V164H123V166L122 167H120L119 165H122L121 164V161H119L120 159H114L113 161L112 160H108V159H106V158H109V157H111L113 154H116V152L113 150ZM154 148V147H153ZM153 148H150V149H153ZM38 149V151H35V150H37ZM40 149V150H39ZM53 149V148H52ZM51 149V150H52ZM138 149H139V153H141V154H139L138 153ZM241 149L243 150V151H241ZM24 150H25V152H24ZM31 150V151H30ZM45 150V151H44ZM105 150V151H104ZM108 150V151H107ZM110 150V151H109ZM120 150V151H121ZM143 150V151H142ZM157 150V149H156ZM156 150H154V151H156ZM245 150V151H244ZM44 153V154H42V152ZM87 151V152H86ZM111 151H113L112 153H111ZM138 153H136V152ZM141 151V152H140ZM153 150H151V152H154ZM242 153H241V152ZM19 152V153H18ZM34 152V153H33ZM41 152V153H40ZM91 152V153H90ZM118 152V151H117ZM125 152H124V154H125ZM134 152V153H133ZM4 153V152H3ZM20 153H22L21 155H20ZM25 153V154H24ZM38 153V154H37ZM106 153V154H105ZM133 153V154H132ZM135 153H136V155H139V156H136L135 157ZM244 153V154H243ZM247 153V154H246ZM20 155V157H19V155ZM30 154V155H29ZM34 154V155H33ZM40 154V155H39ZM91 154H93L92 156H91ZM96 155V160L98 161V162H96L95 160V163L93 162V159L95 158V155ZM110 154V155H109ZM144 154V156H142ZM155 154L156 155H154V153H153V155L152 156H156V157H154V159L155 158H158L157 157V152H155ZM233 156H231V155ZM23 155V156H22ZM32 155V156H31ZM35 155H36V157H35ZM37 155H38V157H39V161L37 162V164L40 166V168H39V171H37V168L39 167L35 162H36V160L38 159L37 158ZM76 155H77V157H76ZM103 155V156H102ZM105 155V156H104ZM130 155L132 156V155H134V156H132L131 158H130ZM0 169H2L3 168V166L4 165H7V164H9V163H7V161L8 162H10L9 160H7L8 158H7V156L6 155H4V154H0ZM5 156V157H4ZM43 156H44V158H43ZM45 156H47V157H45ZM61 155H60V157H62ZM78 156H80V157H78ZM82 156H84L83 158H82ZM89 156V157H88ZM100 156V157H99ZM123 156H125V155H123ZM63 157L61 158V159H63ZM103 157H104V159H103ZM137 158L136 160L135 159H132V158ZM228 157V158H227ZM231 157V158H230ZM32 160H31V159ZM35 158V159H34ZM37 158V159H36ZM70 160H69V159ZM79 158V159H78ZM91 158H93V159H90ZM180 158V159H179ZM236 158V159H235ZM41 159V160H40ZM81 159V160H80ZM121 159V160H122ZM144 159H147V158H142V160H144ZM153 159V158H152ZM167 159V158H166ZM231 159V160H230ZM234 159V160H233ZM34 160V161H33ZM45 160V161H44ZM49 160V159H48ZM101 162H100V161ZM103 160V161H102ZM128 160V161H127ZM142 160H141V162H142ZM184 160V161H183ZM236 160V161H235ZM41 161V162H40ZM66 161V162H65ZM70 161V162H69ZM79 161V162H78ZM114 161H115V163H114ZM119 161V162H118ZM137 161V162H136ZM153 161H155V160H153ZM156 161H158V159H156ZM163 161V162H162ZM162 161H158L157 163L156 162H152V164L153 163H155V166H157V167H160L162 164H165V161L164 160H162ZM231 161H232V163H231ZM1 162H3V164L1 163ZM39 162H40V164H39ZM44 162H45V164H44ZM107 162L109 163L108 165L109 166H107L106 164H107ZM140 161H139V164L141 163ZM43 163V164H42ZM76 163V164H75ZM89 163V164H88ZM91 163H92V165H91ZM94 163V164H93ZM102 163H103V165L105 164V166H103L102 165ZM118 163H120V164H118ZM128 163H130V164H128ZM233 163L235 164V165H233ZM79 164V165H78ZM97 164H98V166L100 167V168H104V170L102 169V170H100V171H98L97 169H96V167L95 166H97ZM115 164H117L116 165V167L117 168H115L114 166H115ZM135 164V165H136ZM137 165L136 167H138V166H141L142 165V163L140 164V165ZM231 166H230V165ZM239 165V167L242 169H240V168H238V165ZM44 165V166H43ZM49 167H48V166ZM110 165L113 167V169H111L112 167H110ZM183 166H185L184 164H182ZM220 165V164H219ZM36 166V167H35ZM38 166V167H37ZM81 166V167H80ZM46 167H48V168H46ZM110 167V168H109ZM230 167H232V168H230ZM260 167V168H259ZM23 168H24V170H23ZM30 168V169H29ZM42 168H44V169H42ZM83 168H84V170H83ZM237 168V169H236ZM258 168V169H257ZM21 169V170H20ZM34 169V170H33ZM40 169H41V171H40ZM66 169V168H65ZM82 169V172L83 173H88L89 175H88V177H90V175H91V177H90V179H91V181H93V187H92V189H94V190H96V192H98V193H96V192H93V190H91V192L93 193V195L94 194H96V195H94L95 196V198H94V196L92 195V197H93V199L91 198V197H89V198H87V203L89 204V205H87V203H84V202H86L85 200H86V197L84 196V192H86V188H85V185H84V187L82 186L83 184H86V182H87V179L86 178H88L87 177V174H84L85 176H86V178H84L82 175V173L81 172H79L80 170ZM107 169V170H106ZM109 169V170H108ZM117 169H121V170H117ZM125 169V170H124ZM231 169V170H230ZM239 169V170H238ZM48 171L47 172V174H46V172L43 174V172L44 171ZM96 170V171H95ZM220 170V171H221ZM245 170V171H244ZM21 171V172H20ZM74 171H76V173L74 172ZM86 171V172H85ZM109 171H110V173H109ZM117 171V172H116ZM123 171V172H122ZM126 171H127V173H126ZM232 171V172H231ZM1 172V171H0ZM38 172H39V174H38ZM230 172V173H229ZM17 173V174H16ZM79 173H80V176H78L79 175ZM114 173V174H113ZM177 173V171H173L171 174H170V176L173 174V175H175ZM222 173H224V174H222ZM252 173V174H251ZM254 173V174H253ZM23 174H24V176H23ZM39 176H38V175ZM43 174V176H41V175ZM50 174V175H51ZM66 174V175H65ZM76 174V175H75ZM78 174V175H77ZM120 174V175H119ZM122 174V175H121ZM127 174L129 175V177L127 176ZM34 177H33V176ZM44 175L46 176L47 175V177H49V179H51L50 181L49 180H47V179H45V181H44ZM72 175H74V176H72ZM114 175V176H113ZM56 176H58L59 178H56ZM67 176V177H66ZM75 176H77V178L78 177H81L82 176V178H78V181L79 180H83L84 181V179H85V183L83 182V181H81V183L82 184H80V181H79V183H77L78 181H76L77 180V178L75 177ZM122 176H123V178L124 179H122ZM163 176H165L166 177V180H168V178H167V176L164 174ZM207 176V175H206ZM226 176V177H225ZM251 176V177H250ZM19 177V178H18ZM42 177V179H41V181H40V178ZM74 177H75V179H74ZM113 177H114V179H113ZM116 177V178H115ZM34 178V179H33ZM46 178V177H45ZM56 178V179H55ZM108 178V179H107ZM130 178H132V177H130ZM207 178H209V177H207ZM222 179V182H221V179ZM250 180H249V179ZM64 179V180H63ZM107 179V180H106ZM116 179V180H115ZM210 179H212V177H210ZM219 179H220V181H219ZM17 180V181H16ZM24 180V181H23ZM60 180H61V183H59L60 182ZM74 180H75V182H74ZM118 180V181H117ZM119 180H121L122 182L120 183L119 182ZM125 180V181H126ZM248 180V181H247ZM13 181V182H12ZM44 181V182H43ZM48 181V182H47ZM62 181H63V184H62ZM111 181V182H110ZM250 181V182H249ZM52 183L51 185H50V183ZM116 182V183H115ZM173 182V184H176V181H175V176L172 178V181H171V183ZM245 182H247L246 184H245ZM25 183V184H24ZM40 183V184H39ZM41 183H43L42 185H44V188H43V186L41 185ZM61 184V190H60V188H59V184ZM115 183V184H114ZM222 183V184H221ZM46 184H47V186H46ZM49 184V185H48ZM75 184V185H74ZM76 184H78L77 186L78 187H80V186H82L83 187V190H82V187L81 188H79L80 190H78V188L76 189ZM168 184V182L166 183V186H164L165 185V183L164 184H162V186H164V188H169V185H167ZM66 185H69L70 187V189H68V186H67V188H66ZM116 185V187H114ZM120 185V186H121ZM223 185V187L224 188H221V186ZM21 186V187H20ZM40 186H41V188H40ZM49 186H50V188H49ZM57 188H56V187ZM64 186V187H63ZM111 186V187H110ZM118 186V187H117ZM52 187V188H51ZM95 187L97 188L98 187V189H95ZM108 187V188H107ZM113 187V188H112ZM205 187V188H204ZM227 187V188H226ZM2 188V189H1ZM49 189L48 191H47V189ZM65 188V189H64ZM73 189V191H74V193H72V189ZM85 188V189H84ZM109 188H111V189H109ZM164 188H162V191H164ZM35 189V191H32V190H34ZM43 189L45 190L46 189V192L47 193H52L53 191H55V189L56 190H60V197L58 198V200L60 201V203L58 202V200H57V206H58V208L56 207V209L54 210V208H53V205H52V203L50 202V197H49V195L48 194H46V192L45 191H43ZM64 190V193H63V190ZM67 189L68 190H71V192L69 193V192H67ZM108 189V190H107ZM206 189H209V190H207V191H205ZM228 189V190H227ZM0 190H2L1 192H0V197H1V195H2V193H3V191H4V188L2 187V186H0ZM53 190V191H52ZM82 190V191H81ZM107 190V191H106ZM50 191V192H49ZM82 193H81V192ZM106 191V192H105ZM116 191V190H115ZM43 192V193H42ZM45 192V193H44ZM67 192V193H66ZM102 192V193H101ZM208 192H209V194H208ZM32 195H31V194ZM68 193L70 194V198H71V196H73V194H75L76 193V196L74 195L73 196V200H71L70 201V198L68 197L69 195H68ZM71 193H72V195H71ZM81 193V194H80ZM91 193V194H92ZM101 193V194H100ZM212 193V195H210ZM42 194H44L43 196H42ZM83 194V195H82ZM98 194L99 195H101L100 197L101 198H99V196H98ZM47 195H48V197H47ZM65 196H67L68 198H69V201H67L66 202V200H68V198H66ZM97 196V197H96ZM181 197V194H178V195H176V197ZM209 196V197H208ZM210 196H212V197H210ZM44 197V198H43ZM82 197H84V199L82 198ZM103 197H105V198H103ZM36 198V199H35ZM45 198H47V200L45 199ZM210 198V199H209ZM61 199H63L64 200V202H63V200H61ZM82 199V201H80ZM88 199H89V201H88ZM99 199H102V200H100L99 201ZM106 199V200H105ZM114 199H116V198H114ZM46 200V201H45ZM79 200V201H78ZM96 200V201H95ZM99 202V204H98V202ZM108 201V200H107ZM49 202V203H48ZM67 203V205H66V203ZM93 202L95 203V204H93ZM100 202H102V203H100ZM46 203H48V204H50L49 206H48V204H46ZM70 203H73V204H70ZM78 203H79V205H80V203L82 204V206H79L78 205ZM104 203V204H105ZM208 203V204H207ZM4 203L3 202H0V208L2 207L3 209H6L7 207H8V209L10 208V209H12L13 208V204H11V203H9L8 205H3ZM43 204V205H42ZM77 206H76V205ZM144 204H146V203H144ZM52 205V206H51ZM60 205V206H59ZM69 206V207H66V206ZM96 205V207L98 208V209H96L94 206ZM186 205H189V204H186ZM209 205V206H208ZM48 206V207H47ZM84 206H86V208L84 207ZM147 206V205H146ZM50 207V208H49ZM73 207V208H72ZM79 209H78V208ZM84 207V208H83ZM69 208H70V210H71V212L69 211ZM90 210H89V209ZM187 208H189V206H187ZM207 208V209H206ZM9 209V210H10ZM63 210L62 212L60 211V210ZM73 209L75 210V211H73ZM82 209V210H81ZM84 209H86L85 211H84ZM87 209H88V211H87ZM94 209V210H93ZM96 209V210H95ZM202 209H203V211H202ZM59 210V211H58ZM67 210H68V212H67ZM10 211H12V210H10ZM58 212V214H56L57 216L56 217H54L53 216V214H54V212ZM94 211H95V213H94ZM70 212V213H69ZM83 212V214H81ZM85 212V213H84ZM210 212V213H209ZM53 213V214H52ZM77 213V214H76ZM2 214V212L0 211V215ZM64 214H66V215H64ZM205 214H206V218H205ZM26 215V216H25ZM40 215V216H39ZM78 215V216H77ZM191 215H190V217H191ZM28 216V217H27ZM59 216H61V215H59ZM93 216H91L90 218H92L90 221H91V223H92V225L93 224H95L96 223V220H98L99 218L96 216L94 219H93ZM208 216V217H207ZM62 217V216H61ZM61 217H59V218H61ZM76 217V218H75ZM210 217V218H209ZM53 218H55V219H53ZM98 218V219H97ZM40 219V220H39ZM62 219H63V217H62ZM29 220H31V221H29ZM76 220L78 221V223L79 222H82V223H84L85 225L84 226H82L81 224L82 223H80V226H78V223L76 222ZM92 220H94V221H92ZM29 222V223H28ZM52 222H53V224H54V226H53V224H52ZM28 223V224H27ZM44 223V224H43ZM212 223V224H211ZM26 224H27V226H29V227H27L26 226ZM50 224V225H49ZM75 224H77V226L75 225ZM90 225L91 224H88V228H91L90 227ZM91 225V226H92ZM47 226V227H46ZM49 226L50 227H52V228H49ZM75 228H74V227ZM80 227V228H79ZM82 227V228H81ZM56 228V229H55ZM74 228V229H73ZM55 229V230H54ZM57 230H59V231H61V232H58ZM51 231H52V233H51ZM53 231H57V232H55V233H57V237H56V239L58 238V236H59V234L58 233H61L60 235L61 236H59V238L56 240L54 237H55V235H54V232ZM76 231V233H78ZM85 232V233H84ZM46 233V234H45ZM49 235V236H47L46 237V235ZM50 234H52V235H50ZM42 236V237H41ZM45 236V237H44ZM54 236V237H53ZM44 239V241H43V239ZM39 239V240H38ZM55 241H54V240ZM35 240V241H34ZM51 240H53V241H51ZM29 241V242H28ZM43 242V243H42ZM31 243H32V245H31ZM54 244V245H55ZM33 246V247H32ZM39 246V247H38ZM39 248V249H38ZM37 253V254H36ZM33 255V256H32ZM32 263V261H29V263L28 264H31Z\"/></svg>","mask_w":264,"mask_h":264},{"label":"bare ground","instance_id":"6f19581e","mask_svg":"<svg viewBox=\"0 0 264 264\" xmlns=\"http://www.w3.org/2000/svg\"><path fill=\"white\" fill-rule=\"evenodd\" d=\"M32 1V0H31ZM48 0H46L45 2H47ZM50 1V0H49ZM56 1V0H55ZM66 1V0H65ZM64 1V2H65ZM69 1V0H68ZM68 1H66V3L68 2ZM71 2H72V0H70ZM74 1V0H73ZM75 1H77V2H75L76 3V5L75 6H77V8H78V5L80 4L79 2H78V0H75ZM81 1V0H80ZM107 1H110V0H107ZM118 0H116V2H117ZM120 1V0H119ZM123 0H121V2H122ZM127 1V4H129V3H131V2H133L134 0H131V2H129L128 0H126ZM126 1L124 0V4H126ZM136 2H137V0H135ZM199 1H201V2H199ZM210 1V0H209ZM213 1H215L214 3H213ZM217 0H212V5L213 4H215L216 5V3H218L219 2V4H221L220 3V1L218 0V2H216ZM225 1V0H224ZM23 2H26V0H0V29H1V31H0V34H2V36H3V38H4V35H6V33H8L9 34V32H8V30L11 28V27H13V29L15 28H19V30H14L15 32H11L10 33V35H9V41H10V43H9V46L11 47V45L12 44H14V42H16L17 41V39L19 38L18 37V35H20L19 33L21 32V30L23 29V27H24V25L25 24H27V21L30 19V18H26V19H28L27 21H23L24 19H25V16L26 17H29V16H27L26 14V11H27V8H26V11H25V9L24 8H21L22 7V5H23ZM33 2H35V0L33 1ZM42 2V1H41ZM43 2H44V0H43ZM42 2V5L44 6L45 4ZM61 2H63V1H61ZM63 2V3H64ZM82 2L83 3H85L83 0H82ZM87 2H89V1H87ZM90 2H93V1H90ZM101 2H104L103 0H101ZM99 3L98 1L97 2H94V7L95 6H97V9H102V7H106V5H108L109 4V6L110 5H112V4H115V3H111L110 4V2H107L108 4H106V5H103L102 3ZM112 2V1H111ZM129 2V3H128ZM136 2H134V4H132V6L131 7H134V9H135V7H136ZM138 2H140V1H138ZM137 2V7L139 8H136L135 9V11H136V14H134L135 15V17H137L140 13H141V17H142V19L143 20H140V21H142L143 23H144V26H141V30H140V26L138 27V25H136L135 24V26H137L138 28H136V29H139L140 31H141V33H142V28L144 27V31H143V37H145L146 35L149 37V39H150V37L152 38V40H151V42L152 41H154V45H148V44H145V46L149 49V53H150V57H151V60L149 61V65L147 66V68H145V71H143V73H144V77H143V81L141 82V84L142 85H146V86H149V84L151 83V74H152V72H153V70L155 69V67H157L158 66V63H159V61H160V59L163 57V56H165L166 57V59L167 60H169V59H174V58H176L175 60H179V61H181V63L183 62V63H185L186 61H185V58H186V56H188L189 54L191 55L195 50H197V51H200L199 49V47H200V45H199V42H198V40H196V38H195V36L197 35V33H200L201 31H202V27L203 26H201V24H198V23H196L195 21H193L194 20V18H199V16H198V14H196V10L195 9H197L198 7H199V9H202V5H203V3L204 2H202V0H155V2L154 3H149L148 2V0L146 1V0H144V1H142L141 0V2H142V4H141V2H140V5H138L139 3ZM226 2H229V1H226ZM29 3H30V1H28V4H26L25 3V7H27V5H28V8H29ZM39 2H38V0H37V3H36V5H35V7L37 6V4H38ZM55 3V2H54ZM74 2H73V4H75ZM79 3V4H78ZM95 3H97V5L95 4ZM199 3V4H198ZM200 3H202V5L200 6ZM210 3V2H209ZM33 4V3H32ZM35 4V3H34ZM49 4V3H48ZM68 5H70L71 3L69 2V3H67ZM72 4V5H73ZM78 4V5H77ZM86 4V3H85ZM84 4V5H85ZM121 4V6H122V3H120ZM126 4V5H127ZM131 4H129V5H131ZM225 5H223L222 4V6H227V4L226 3H224ZM17 5H19V6H21V7H17ZM38 5H41V4H38ZM38 6V10H43V9H40L39 7H43V6ZM64 6L65 5V3L64 4H60V5H57L56 6V9L57 8H60L61 6ZM81 5V4H80ZM80 5H79V7H80ZM83 5V4H82ZM88 5H90V3L88 4ZM86 6V7H88L89 8V6ZM116 5V8H117V5H119V4H115ZM115 5H113V6H115ZM133 5H135V6H133ZM205 5H208V4H206L205 3ZM210 5V4H209ZM208 5V7H209V9L211 8H213L212 7V5H211V7ZM214 5V8H216V6ZM50 6V5H49ZM59 6V7H58ZM91 7L93 6V3L90 5ZM123 6H125V5H123ZM122 6V7H123ZM140 6H141V8H140ZM218 6V5H217ZM221 6V7H222ZM34 7V6H33ZM68 7H72V9H75V7H74V5L73 6H67V8ZM74 7V8H73ZM91 7L89 8V9H91ZM126 7H129V6H125V8ZM219 7H220V5H219ZM219 7H217L218 9H219ZM221 7H220V9H221ZM65 8H66V6H65ZM66 8V9H67ZM76 8V9H77ZM81 8H83V10L85 9V7H81ZM93 8V7H92ZM115 8V9H116ZM205 8H206V6H205ZM216 8V9H217ZM224 8V7H223ZM31 9V8H30ZM66 9H64V11H63V14H64V12H67L66 11ZM69 9V8H68ZM67 9V10H68ZM72 9H71V12L70 13H72ZM109 9V8H108ZM124 9V8H123ZM134 9H133V11H134ZM210 9V10H211ZM217 9V10H218ZM29 10V9H28ZM32 10V9H31ZM37 10V11H38ZM60 10V9H59ZM58 9L57 10H53V12L54 11H57V12H54L55 14L56 13H58V11H59ZM78 10V9H77ZM82 10V11H83ZM94 10V9H93ZM110 10V9H109ZM118 10V12H119V9H117ZM122 10V9H121ZM120 10V11H121ZM127 10H128V8L125 10L126 12H127ZM130 10V9H129ZM129 10H128V12H129ZM138 10H140V13H138L139 11ZM204 10V9H203ZM202 10V11H203ZM206 10H207V8H206ZM205 10V11H206ZM210 10H207L206 12L207 13H212V11H210ZM214 10V9H213ZM33 11H36V9L34 8V10ZM79 11V10H78ZM87 11V10H86ZM91 10H89V11H87V13H89ZM123 11V10H122ZM134 11V12H135ZM199 11V10H198ZM204 11V12H205ZM40 12V11H39ZM69 12V11H68ZM84 12H85V10H84ZM83 12V13H84ZM105 12H106V10H105ZM115 12V11H114ZM118 12H116V14L118 13ZM126 13V14H129V13H133L132 12V10H131V12H129V13ZM29 13H31L30 11H29ZM34 12H32V14H33ZM37 13V12H36ZM74 13V12H73ZM79 13V12H78ZM78 13H75V14H77V16L76 17H78ZM82 13V14H83ZM86 13V12H85ZM84 13V14H85ZM108 13V12H107ZM113 13V12H112ZM124 13V12H123ZM137 13H138V15H137ZM207 13H205V14H207ZM209 14L210 16L212 15V14ZM52 13H50V16H52L51 15ZM54 14V15H55ZM81 14V13H80ZM79 14V15H80ZM95 14H96V12H95ZM103 14V13H102ZM115 13H113V15H114ZM125 13L123 14V17H124V15H125V17L126 16H128V15H126ZM130 14V15H131ZM204 14V18L205 19H200V21H203L204 22V20L206 21V17H210L209 15H205ZM30 15V14H29ZM38 15V14H37ZM53 15V16H54ZM65 15V14H64ZM69 15V14H68ZM106 15V14H105ZM112 15V14H111ZM134 15H131V16H129L130 18H132V16H134ZM262 15V14H261ZM52 16V17H53ZM56 16H60V11H59V14L58 15H56ZM82 16V15H81ZM89 16H92V15H89ZM106 16H108V15H106ZM118 16V15H117ZM121 16H122V13H121ZM258 16V15H257ZM49 17V16H48ZM68 17V16H67ZM65 18V19H68V18ZM75 17V18H76ZM110 17V16H109ZM109 17H107V18H109ZM114 17V16H113ZM134 17V18H135ZM139 17H140V15H139ZM140 17V18H141ZM33 15H32V17H31V19L33 20ZM38 18V17H37ZM64 18V17H63ZM72 18V17H71ZM71 18H70V20H71ZM81 18V17H80ZM84 18H87V16L86 17H84ZM89 18H91V17H89ZM93 18V17H92ZM138 18V17H137ZM136 18V19H137ZM256 18V17H255ZM254 18V19H255ZM259 18V17H258ZM258 18H256V20L258 19ZM45 19V18H44ZM47 19H50V17L49 18H47ZM46 19V20H47ZM53 19L54 18H52V21H53ZM82 19V18H81ZM88 19V18H87ZM86 19V20H87ZM120 19H122L121 17H120ZM119 19V20H120ZM208 19V18H207ZM209 19H212L213 20V22H214V19H215V17L213 16V18H212V16L209 18ZM260 19V18H259ZM262 19V18H261ZM45 20V22H47ZM58 21H59V19H57ZM70 20H68V22H71ZM77 21H79V18H77L76 19ZM76 20H74L75 22H76ZM85 20V21H86ZM90 20V19H89ZM112 20H114V19H112ZM124 20V19H123ZM122 20V21H123ZM131 20V19H130ZM133 20V19H132ZM216 20V19H215ZM240 20V19H239ZM244 20V19H243ZM256 20H254V21H256ZM35 21V20H34ZM81 21H83V19L81 20ZM80 21V22H81ZM93 21V20H92ZM91 21V22H92ZM125 21V20H124ZM128 21H129V19H128ZM138 21V20H137ZM208 21H210V20H208ZM208 21H206V22H208ZM245 21V20H244ZM253 21V22H254ZM44 22V23H45ZM56 22V21H55ZM73 22V21H72ZM84 22V21H83ZM82 22V23H83ZM90 22V23H91ZM136 22V21H135ZM142 22H140V23H142ZM211 22V21H210ZM237 22H238V20H237ZM242 22V21H241ZM30 23V22H29ZM40 23V22H39ZM120 23H121V20H120ZM131 23V22H130ZM129 23V24H130ZM137 23V22H136ZM60 24V23H59ZM63 24V25H62ZM66 24H68V23H66ZM74 24V23H73ZM84 24V23H83ZM82 24V25H83ZM236 24H238V23H236ZM254 24H255V22H254ZM258 24V23H257ZM33 25V24H32ZM41 25H43V23L41 24ZM51 25V24H50ZM61 25L62 26H64L65 24L64 23H61L60 24V27H61ZM93 25V24H92ZM113 25V24H112ZM116 25V24H115ZM122 25V24H121ZM142 25V24H141ZM239 25V24H238ZM37 26V25H36ZM69 26V25H68ZM75 26V25H74ZM81 26V25H80ZM87 26H89V25H87ZM130 26H134V25H130ZM215 26H216V24H215ZM218 26H219V24H218ZM56 27V26H55ZM54 27V28H55ZM76 27V26H75ZM217 27V26H216ZM255 27H257V25L255 26ZM39 28H40V26H39ZM58 28H59V26H58ZM68 28V27H67ZM77 28V27H76ZM126 28V27H125ZM124 28V29H125ZM219 28V27H218ZM239 28H241V27H239ZM12 29V30H13ZM31 29V28H30ZM34 29V28H33ZM36 29H37V27H36ZM35 29V30H36ZM61 29V28H60ZM73 29V28H72ZM242 29V28H241ZM246 28L245 27H243V34H242V32H241V37H242V35H245V33H244V30H245ZM259 29H260V27H259ZM40 30V29H39ZM134 30V29H133ZM139 30H137V32H140ZM256 30V29H255ZM33 31V30H32ZM71 31V30H70ZM262 31V30H261ZM25 32V31H24ZM29 32V31H28ZM41 32V31H40ZM46 32V31H45ZM53 32V31H52ZM52 32H50V34L52 33ZM64 32H66V31H64ZM125 32H127V31H125ZM131 32H132V29H131ZM136 32V31H135ZM31 33V32H30ZM33 34H34V32H32ZM133 33V32H132ZM239 33H240V30H239ZM261 33V32H260ZM263 33V32H262ZM22 34V33H21ZM66 34V33H65ZM74 34V33H73ZM140 34V33H139ZM258 34H259V32H258ZM28 35V34H27ZM40 35H42V34H40ZM43 35H46V34H44V32H43ZM48 35V34H47ZM57 35H59V34H57ZM64 35V34H63ZM129 35V34H128ZM141 36H142V34H140ZM8 36V35H7ZM21 36V35H20ZM24 36V35H23ZM38 36V35H37ZM51 36V35H50ZM50 36H48V37H50ZM146 36V37H147ZM6 37V36H5ZM29 37V36H28ZM54 37H56V36H54ZM140 37V36H139ZM213 37H215V33H212L211 35H210V40H209V42L211 41V39L213 38ZM2 38V39H3ZM27 38V37H26ZM38 38V37H37ZM44 38H46V37H44ZM43 38V39H44ZM62 38V37H61ZM60 38V39H61ZM67 39H68V37H66ZM65 38V39H66ZM5 39V38H4ZM39 39H41V38H39ZM62 39H64V37L62 38ZM66 39V40H67ZM141 39V38H140ZM7 40V39H6ZM22 40H23V38H22ZM28 40H29V38H28ZM42 40V39H41ZM102 40V39H101ZM108 40V39H107ZM45 39H44V43H45ZM48 41V40H47ZM57 41V40H56ZM60 41V40H59ZM137 41H138V38H137ZM216 41V40H215ZM3 42V41H2ZM18 42V41H17ZM20 42V41H19ZM23 42H25L26 43V40H24ZM35 42H38V41H36L35 40ZM41 42V41H40ZM60 42H64V40H61ZM59 42V43H60ZM112 42H113V40H112ZM135 42H136V40H135ZM5 43V42H4ZM21 43V42H20ZM41 43H43V42H41ZM49 44H51L50 43V41L48 42ZM53 43V42H52ZM66 43H68V42H66ZM75 43V42H74ZM94 43V42H93ZM101 43H103L102 41H101ZM148 43V42H147ZM6 44V43H5ZM4 44V45H5ZM11 44V45H10ZM28 44V43H27ZM33 44V43H32ZM31 44V45H32ZM54 44V43H53ZM91 44V43H90ZM97 44V43H96ZM138 44V43H137ZM137 44H135V45H137ZM8 45V44H7ZM7 45H6V47H7ZM24 45V44H23ZM30 45V44H29ZM37 45V44H36ZM41 45H44V44H41ZM63 45H65L64 47H63V49H65V48H67V50H68V47H67V44H63ZM80 45V44H79ZM84 45V44H83ZM82 45V46H83ZM99 45V44H98ZM112 45V44H111ZM110 45V46H111ZM216 45H218V43H216ZM2 46V45H1ZM34 46H35V43H34ZM54 46V45H53ZM61 46V51H62V45H60ZM71 46V45H70ZM69 46V47H70ZM75 47H76V45H74ZM89 46H91L92 48H93V44L92 45H89ZM96 45L94 44V47H95ZM100 46V45H99ZM99 46H97V48H99ZM103 46L105 47V46H107V45H104V43H103ZM125 46V45H124ZM123 46V47H124ZM128 46V45H127ZM260 46V45H259ZM26 47H27V45H26ZM33 47V46H32ZM40 47V46H39ZM42 47V46H41ZM56 47V46H55ZM73 47V46H72ZM74 47V48H75ZM86 47V46H85ZM85 47L83 48V47H81V45H80V47H77V48H75V49H80L81 48V50H82V48L85 50ZM87 47H88V45H87ZM252 47V46H251ZM23 48H25L24 46H23ZM34 48V47H33ZM43 48V47H42ZM45 48H46V46H45ZM51 48V47H50ZM96 47H95V49H97ZM106 48V47H105ZM110 48V47H109ZM215 48L217 49V47L215 46ZM219 48V47H218ZM14 49V48H13ZM37 49V48H36ZM49 49V48H48ZM53 49V48H52ZM72 49V48H71ZM75 49H72V50H75ZM79 49H78V52H80L79 51ZM108 49V48H107ZM2 49H0V51H1ZM15 50H16V47H15ZM31 50V49H30ZM38 50H42L41 48L40 49H38ZM65 51L66 53L68 52V51ZM93 50V49H92ZM143 50V49H142ZM263 50V49H262ZM28 51H29V49H28ZM32 51V50H31ZM50 51H51V49H50ZM49 51V52H50ZM59 51V50H58ZM58 51L56 50V52H57V55H58ZM70 51V50H69ZM86 51H87V49H86ZM94 51V50H93ZM186 51H188L187 52V54L184 56L183 54L186 52ZM257 51V50H256ZM14 52V51H13ZM13 52H12V54H13ZM16 52H18V51H16ZM15 52V53H16ZM43 52H45V51H43ZM42 52V53H43ZM47 52H48V50H47ZM46 52V53H47ZM53 52V51H52ZM51 52V53H52ZM55 52V51H54ZM60 52V51H59ZM82 52V51H81ZM105 52V51H104ZM22 53V52H21ZM27 53V52H26ZM33 53V52H32ZM40 53V52H39ZM39 53H38V55H39ZM42 53H40V54H42ZM45 53V54H46ZM65 53V54H66ZM77 53V52H76ZM83 53H84V51H83ZM5 54V53H4ZM3 54V55H4ZM9 54V53H8ZM44 54V55H45ZM63 54V53H62ZM70 54H72V53H70ZM69 54V55H70ZM96 54V53H95ZM11 55V54H10ZM28 55H30V54H28ZM34 55V54H33ZM117 55V54H116ZM115 55V56H116ZM121 55V54H120ZM124 55V54H123ZM216 55H217V52H216ZM219 55V54H218ZM48 56V55H47ZM46 56V57H47ZM50 57H52L51 55H49ZM59 56V55H58ZM60 56H64V55H60ZM59 56V57H60ZM76 56V55H75ZM87 56V55H86ZM98 56V55H97ZM3 57V56H2ZM6 57V56H5ZM35 57H36V55H35ZM34 57V58H35ZM38 57V56H37ZM43 57V58H42ZM46 57H44V56H41V64L42 63H47V61H48V57L46 58ZM65 57V56H64ZM68 57H70V56H68ZM72 57H74V56H72ZM77 57V56H76ZM85 57V56H84ZM121 57V56H120ZM209 57L210 56H208V58H207V56H206V58L207 59H209ZM19 58V57H18ZM18 58H17V60H18ZM31 58L32 57H30V59H29V61L31 60ZM40 58V57H39ZM38 58V59H39ZM47 59V61H45V62H43V60L44 59ZM53 58V57H52ZM58 58V57H57ZM57 58H56V61L55 60H53V59H50V60H52V62H49L50 64H47L48 66L49 65H51V67H53L54 65H57V63H54V64H52L53 63V61H55V62H57ZM78 58V57H77ZM82 58V57H81ZM113 58V57H112ZM118 59H119V57H117ZM6 59V58H5ZM11 59H12V57H11ZM16 59V58H15ZM28 59V58H27ZM26 59V60H27ZM37 59V58H36ZM37 59V60H38ZM43 59V60H42ZM45 59V60H46ZM63 60L65 59V58H62ZM70 59H71V57H70ZM69 59V60H70ZM90 59V58H89ZM116 59V58H115ZM114 59V60H115ZM129 59V58H128ZM150 59V58H149ZM164 59V58H163ZM202 59H204V58H202ZM3 60H4V58H3ZM3 60H2V63H3ZM21 60H23L22 58H21ZM33 60V59H32ZM49 60V61H50ZM60 60V59H59ZM66 60V59H65ZM68 60V59H67ZM72 60V59H71ZM77 60V59H76ZM80 60V59H79ZM79 60H77L78 61V63H79ZM85 60V59H84ZM119 60H121V59H119ZM125 60V59H124ZM7 61H8V57H7ZM13 62H14V60H12ZM38 61V62H39ZM75 61V60H74ZM77 61H76V63H77ZM86 61V60H85ZM112 61H113V59H112ZM111 61V62H112ZM126 61H128V60H126ZM171 61V60H170ZM170 61H169V63H170ZM204 62L205 61H208V60H203ZM210 61H211V58H210ZM214 61H215V58H214ZM10 62V61H9ZM25 62V61H24ZM39 62V63H40ZM60 62V64L58 65V66H60L61 65V62H63L62 60L61 61H59ZM65 62L66 61H64V64H65ZM71 62H73V61H71ZM118 62V61H117ZM173 62V61H172ZM209 62V61H208ZM208 62L206 63V64H208ZM1 63V64H2ZM19 63V62H18ZM35 63V62H34ZM70 63V62H69ZM69 63H68V66H69ZM75 63V62H74ZM74 63H72V64H74ZM77 63V64H78ZM81 63V62H80ZM119 63V62H118ZM180 62L178 63V64H181ZM211 63H213V62H211ZM29 64V63H28ZM31 64H33V61L31 62ZM35 64H37L38 65V63H35ZM63 64V63H62ZM77 64H75V65H77ZM205 64V65H206ZM215 64V63H214ZM27 65V64H26ZM37 65H36V68H37ZM43 65V64H42ZM67 64H65V66H66ZM79 65V64H78ZM112 65V64H111ZM125 65V64H124ZM167 65V64H166ZM173 65H174V63H173ZM202 65V64H201ZM210 65V64H209ZM211 65H213V64H211ZM2 66V65H1ZM11 66V65H10ZM17 66H18V64H17ZM22 66V65H21ZM21 66H19V67H21ZM28 66V65H27ZM32 66H34V65H32ZM39 66V65H38ZM207 66V65H206ZM4 67V66H3ZM8 67H9V65H8ZM31 67V66H30ZM40 67V66H39ZM46 66L44 65V68H45ZM62 67V66H61ZM63 67H64V65H63ZM73 66H71V67H69L70 69L72 68ZM78 67V66H77ZM104 67V66H103ZM113 67V66H112ZM116 67V66H115ZM124 67V66H123ZM214 68V67H216V66H209V68ZM0 68H2V67H0ZM5 68H7V67H5ZM18 68V67H17ZM24 68V67H23ZM34 68H35V66H34ZM41 68H43L42 66H41ZM44 68H43V70H44ZM48 68V67H47ZM53 68H56V66L55 67H53ZM52 68V70H54V71H51V70H49V68H48V75H47V71H46V74L45 73H43L44 71L42 70V69H37V70H41V71H43L42 73L43 74H45L44 76L46 77V75L47 76H49V72H52L51 74V76L53 77H55V75L54 74H56V75H58V77L59 76H61V75H59L60 73H61V71H60V73H58V67H57V69L55 70V69H53ZM66 68H68V67H66ZM102 68V67H101ZM3 69V68H2ZM16 69V68H15ZM22 69V68H21ZM28 69H29V67H28ZM31 69V68H30ZM32 69H33V67H32ZM32 69H31V71H32ZM109 69V68H108ZM112 69V68H111ZM110 69V70H111ZM113 69H115L114 67H113ZM117 69V68H116ZM129 69V68H128ZM162 69V68H161ZM171 69V68H170ZM19 70V69H18ZM36 70V69H35ZM35 70H33V72L35 71ZM36 70V71H37ZM62 70V73L63 72H66V71H63V68L61 69ZM64 70H65V67H64ZM79 70V69H78ZM125 70V69H124ZM144 70V69H143ZM4 71V70H3ZM23 70H21V72H22ZM25 71H27L26 69L22 72V73H24ZM104 71H107V69H104L102 72H104ZM121 71V70H120ZM126 71V70H125ZM130 71L131 72H134L133 71V66H131L130 67ZM199 71V70H198ZM262 71H264V65H262L261 67H259L257 70H253V71H251L250 73H249V76H250V80L252 81V84H253V86H254V88L256 89V87H255V84H254V82H255V78L262 72ZM2 72V71H1ZM0 72V73H1ZM28 72H29V70H28ZM33 72H32V74H33ZM38 72V71H37ZM53 72H54V74H53ZM57 72V73H56ZM71 72V71H70ZM95 72V71H94ZM119 72V71H118ZM4 73V72H3ZM12 73V72H11ZM36 73V72H35ZM39 73V72H38ZM38 73H37V76H38ZM75 73V72H74ZM106 73V72H105ZM198 73V72H197ZM17 74V73H16ZM16 74H15V76L13 75V77H15V78H17L16 77ZM29 74H30V76H31V73L29 72L28 73V76H29ZM42 74V75H43ZM71 74V73H70ZM98 74V73H97ZM118 74V73H117ZM125 74V73H124ZM239 75L238 76H240V72L238 73ZM1 75H3V74H1ZM18 75H20V74H18ZM25 74H23V76L22 77H25L24 76ZM34 75V74H33ZM32 75V76H33ZM40 75H41V73H40ZM64 75L65 76H68L69 75V73H68V70H67V75L64 73ZM101 75H104L103 73H101ZM101 75H99V76H101ZM113 75V74H112ZM8 76V75H7ZM21 76V75H20ZM19 76V77H20ZM29 76V77H30ZM34 76H36V75H34ZM33 76V77H34ZM43 76V77H44ZM70 76H72V75H70ZM109 76V75H108ZM115 76V75H114ZM155 76V75H154ZM241 76H242V74H241ZM240 76V77H241ZM248 76V75H247ZM247 76H246V78H247ZM3 77V76H2ZM6 77V76H5ZM12 77V78H13ZM29 77H28V79H29ZM39 77V79L42 77V76H38ZM45 77H44V79H45ZM57 77V76H56ZM113 77V76H112ZM160 77V76H159ZM9 78V77H8ZM10 78H11V75H10ZM36 78L37 77H35L34 79L32 78V80L33 81H30V82H34L35 80H36ZM50 78V77H49ZM62 78H63V76H62ZM62 78H60V80L62 79ZM65 78V77H64ZM76 78H77V76H76ZM106 77H105V75H104V79H105ZM110 78V77H109ZM118 78H119V76H118ZM162 78V77H161ZM167 78V77H166ZM238 78V77H237ZM1 79V78H0ZM43 79V78H42ZM53 79V78H52ZM51 78H50V80L48 79V77H46V80H48V83H52V82H49V81H51L52 80ZM55 79V78H54ZM57 79H59V78H57ZM57 79H55V80H57ZM82 79H83V77H82ZM96 79V78H95ZM159 79V78H158ZM172 79H174V78H172ZM7 80V79H6ZM11 80V79H10ZM14 80V79H13ZM13 80H11V81H13ZM23 80H25V83L27 82L26 81V78H24ZM22 80V78L20 79V81H23ZM29 80H31V79H29ZM28 80V81H29ZM100 80V79H99ZM108 80V79H107ZM178 80V82H177V85L178 86H180V84H181V81H179V80H181V79H177ZM246 80V79H245ZM0 81H2V79L0 80ZM3 81H4V79H3ZM37 81H38V78H37ZM41 81V80H40ZM57 81H59V80H57ZM62 81H63V79H62ZM64 81H68V78H66V80H64ZM84 80H82V82H83ZM106 81V80H105ZM155 81V80H154ZM172 81H174V80H172ZM236 81H237V79H236ZM8 82H10L9 80H7V83ZM16 83H18L17 82V80L15 81ZM15 82H14V84H15ZM42 82V81H41ZM43 82L45 83V81L43 80ZM42 82V83H43ZM47 82V81H46ZM117 82H118V80H117ZM4 82H2V84H3ZM11 83V82H10ZM13 83V82H12ZM22 83H24V82H22ZM29 83V82H28ZM36 83V85H41V83L40 82H35ZM43 83V84H44ZM47 83V85H49ZM54 83L56 84V82H53V86H55L54 85ZM59 83V82H58ZM62 83V82H61ZM76 83V82H75ZM111 83V82H110ZM109 83V84H110ZM112 83H114V82H112ZM111 83V85L113 86V84ZM161 83V82H160ZM166 83H167V81H166ZM9 84V83H8ZM8 84H7V87H8V89L12 86L13 87V85L11 84V86H10V84H9V86H8ZM95 84V83H94ZM104 84V83H103ZM117 84V83H116ZM118 84H120V85H118V91L120 92V91H122V90H124L126 87H128L130 90H134V89H136V88H138V86H140L139 85V82H137L136 81V79L134 78V77H130L129 76V73H127V75H124L123 76V78H120L119 79V83ZM153 84V83H152ZM155 84V83H154ZM162 84H164V82L162 83ZM18 85V84H17ZM21 85V83L18 85V86H14L15 88H18L19 86ZM24 85V84H23ZM30 85H31V83H30ZM39 85V86H40ZM44 85H46V83L44 84ZM43 85V86H44ZM46 85V86H47ZM52 85V84H51ZM51 85H49V86H51ZM59 86H62V85H60V84H58ZM66 85V84H65ZM85 85H87V84H85ZM107 85V84H106ZM4 87H5V85H3ZM26 86H28V85H26ZM32 86H34L33 84H32ZM32 86H30V87H32ZM46 86H45V88H46ZM48 86V87H49ZM52 86V87H53ZM57 86V85H56ZM55 86V87H56ZM58 86V87H59ZM67 86V85H66ZM79 86V85H78ZM88 86V85H87ZM102 86V85H101ZM100 86V87H101ZM110 86V85H109ZM115 86V85H114ZM151 86V85H150ZM157 86V85H156ZM171 86V85H170ZM4 87L3 88H1V89H4ZM7 87H5V88H7ZM25 87V86H24ZM23 86L21 87V88H23V89H25L26 91H27V89H28V87H26V88H24ZM36 88L38 87V86H35ZM34 87V88H35ZM47 87V88H48ZM52 87H49V88H51L52 89ZM54 87V88H55ZM63 87V86H62ZM75 87V86H74ZM76 87H77V85H76ZM105 87V86H104ZM43 88V87H42ZM42 88H37L38 89V92H39V89H42ZM45 88H43V89H45ZM64 88V87H63ZM163 88V87H162ZM169 88V87H168ZM0 89V91H2ZM31 88H29L28 89V91H30L31 92V90H30ZM55 89H58L59 90V88H55ZM55 89H52V90H55ZM71 89V88H70ZM75 90H76V88H74ZM78 89V88H77ZM100 89V88H99ZM98 89V90H99ZM102 89V88H101ZM111 89H112V87H111ZM153 89V88H152ZM10 90V89H9ZM13 90V89H12ZM15 91H17L16 89H14ZM49 90V89H48ZM74 90V91H75ZM103 90V89H102ZM140 90V89H139ZM144 90V89H143ZM164 91L163 92H165V90H167V87H165L164 89H163ZM233 87H232V90H231V93L230 94H232L233 93ZM236 90H238V89H236ZM243 90V89H242ZM20 93L22 92L20 89L18 90ZM27 91V92H28ZM33 91H35V92H37V90L36 89H33L32 90V92L31 93H33ZM45 91H46V89H45ZM57 91V90H56ZM56 91H49V93L50 92H53V93H51V94H54V92H55V94L54 95H56ZM65 92H67V89L66 90H64ZM115 91V90H114ZM152 91V90H151ZM155 91V90H154ZM153 91V92H154ZM256 91L258 92V94L261 96V98H262V100H263V102H264V97L262 96V94L256 89ZM12 92V91H11ZM25 92V91H24ZM26 92V94H29V93H27ZM35 92H34V94L33 95H35ZM42 92V91H41ZM60 92V94H61V88H60V90L58 91V93ZM63 92V91H62ZM71 92V91H70ZM83 92V91H82ZM101 92V91H100ZM112 92V91H111ZM162 92V91H161ZM162 92V93H163ZM170 93H171V90L169 91ZM3 94V96H4V94H6V93H4V92H2ZM8 93V92H7ZM15 93V92H14ZM14 93H12L13 95H15ZM20 93H18V94H20ZM30 93V95H27V96H29V97H26L25 96V98H30V97H32L31 94ZM44 93V94H43ZM49 93L46 91V92H42L41 94H43L44 96L47 94L48 96L47 97H45L46 99H48V100H46L43 104H41L40 105V103L39 102H43L44 101V99L43 100H40L39 101V96H38V94L39 93H37L35 96H33V98L32 99H34V98H36L37 99V97L36 96H38V99L36 100H34V101H39L38 103H39V105H38V103H37V106H36V103L35 104H33V105H35V106H33L32 105V107H33V109H35L34 107H36V112L37 111H39V113H36L35 114V119L36 120H38L40 123H38V124H43L45 127L47 126V128H45L46 129V133H48V135L49 134H51V132L52 131H54V130H56L57 131V133L59 132V134H57L59 137H56V139L55 138H53V139H51V138H48V139H46V137H47V134H46V136H45V134H44V137H45V139H44V137H43V139H44V142L45 141H47V142H45V144H48V146H50V148L48 147V146H46V147H48V148H46V149H50V150H46L47 152H45V155H47V153L48 152H51L50 154H49V158L47 157V156H45V157H47V163L49 164V166H50V169L48 168V167H46V168H48V170H50L51 172H50V174L52 173V174H61L62 173V171H63V173H68V172H72L74 169H77L76 167V165H75V168L73 167V164H74V159H76V158H73V156L77 153H79L78 151H80L81 152V154L79 153L78 155H82L84 152H85V150H86V146L85 145H83V148H84V146H85V149L83 150V148L81 149V150H78L79 148H77V150H76V145L73 143V140L75 139V137H74V132H75V127H76V124H75V120H73V117H74V111H73V107H72V101H68L69 100V98H68V100H66V98L67 97H64L63 98V95L62 96H59L60 98H58V97H55L54 95H52L51 96V94H50V96L51 97H49ZM75 93V92H74ZM78 93V92H77ZM109 93V92H108ZM236 93V92H235ZM246 93V92H245ZM9 94H10V92H9ZM16 94H17V92H16ZM18 94L16 95V96H18ZM60 94H57V95H60ZM63 94H65V93H63ZM160 93H158V95H159ZM167 94V93H166ZM12 95V96H13ZM22 95V94H21ZM43 95H42V98H44L43 97ZM56 95V96H57ZM113 95V94H112ZM111 95V96H112ZM117 95V94H116ZM242 95V94H241ZM11 96V95H10ZM23 96V95H22ZM55 98H54V97ZM66 96V95H65ZM114 96H115V92H114ZM163 96V95H162ZM6 97H7V95H6ZM5 97V98H6ZM9 97V96H8ZM14 97V96H13ZM19 97V96H18ZM63 99H62V98ZM82 97V96H81ZM139 97V96H138ZM158 97V96H157ZM165 97H166V95H165ZM165 97H163V98H165ZM167 97H169V94H167ZM0 98H2L1 96H0ZM11 98V97H10ZM20 98V97H19ZM19 98H17V99H15L14 100V102H16V100H18ZM24 98V97H23ZM23 98H21L22 100H23ZM59 100H58V99ZM79 98V100H80V97H78L77 96V98L76 99H78ZM113 98V97H112ZM163 98H161L160 99V102H162L163 100ZM20 99V100H21ZM32 99H31V102H34V101H32ZM62 99V100H61ZM82 99V98H81ZM138 99H140V98H138ZM1 100H3V99H1ZM6 100V99H5ZM13 100V99H12ZM26 100V99H25ZM29 101H30V99H28ZM28 100H26V102L28 101ZM83 100H84V98H83ZM133 100V99H132ZM137 100V99H136ZM149 100V99H148ZM156 100V99H155ZM162 100V101H161ZM231 97H230V99L225 103V105H226V110L228 111L229 109H231V110H233L234 111V107H232L233 106V102L231 103ZM124 101V100H123ZM10 102V101H9ZM19 102V101H18ZM20 102H22V101H20ZM30 102V103H31ZM77 102H78V100H77ZM119 102V101H118ZM137 103H135V104H132V107H131V105H130V108L132 109V108H134V107H136V106H138V103L140 102V100H137L136 101ZM150 102V101H149ZM156 102H157V100H156ZM164 102V101H163ZM3 103V102H2ZM23 103H24V100H23ZM75 103V102H74ZM128 103V102H127ZM6 104H7V102H6ZM14 103H13V101H12V104L11 105H13ZM21 104V103H20ZM27 104V103H26ZM26 104H22V105H20L21 107H23V109H24V105H26ZM63 104V106L61 107V105ZM82 104V103H81ZM81 104H77V105H81ZM164 104V103H163ZM17 105V107L19 106L18 104H16ZM28 105H31V104H28ZM57 105H59L58 107H59V109H58V113H59V110H61L62 109V111H60V115L57 113V111H56V107H57ZM77 105H76V107H77ZM123 105H125V104H123ZM150 105V104H149ZM27 106V105H26ZM40 106V109L38 108ZM12 107V106H11ZM29 107V106H28ZM75 107V108H76ZM165 107L167 108L168 107V102H166L165 103ZM0 108H2L3 109V107H0ZM6 108V107H5ZM19 108V107H18ZM16 109V108H14V109H16V110H19V111H17V112H19V113H25V110L27 109H25V110H23L22 112H20L21 111V109ZM31 108V107H30ZM147 108V107H146ZM38 109V110H37ZM144 109V108H143ZM30 110V109H29ZM49 110V112H47ZM76 110V109H75ZM123 110H125V109H123ZM130 110V109H129ZM147 110V109H146ZM152 110H153V108H152ZM263 112H264V108L263 109H261ZM3 112H4V110H2ZM28 111V110H27ZM34 111V110H33ZM34 111V112H35ZM80 111V110H79ZM10 112V111H9ZM14 113L13 114H15V111H13ZM131 112V111H130ZM151 112V111H150ZM169 111H167V113H168ZM8 113V112H7ZM124 113V112H123ZM140 113H141V111H140ZM145 113V112H144ZM13 114H10V116H12ZM28 114V113H27ZM34 114V113H33ZM56 114L57 115H59L60 117H62L61 118V120L62 119H64V121L62 122H59V125L60 126H62V130L60 129V127H58L57 126V128L56 129H54V127H56V124H57V122L55 121V123H53V125L55 124V126H53L52 125V120H59L60 118H58L57 119V116H56ZM153 114H154V112H153ZM0 115H1V113H0ZM17 115V114H16ZM16 115H14L15 117H16ZM124 115V114H123ZM147 114H145V116H146ZM167 115H169V114H167ZM4 116H7V114L6 115H4ZM17 116H20L21 117V115H17ZM30 116V114L29 115H27V117H26V115H24L23 117H21V118H16L17 119V122L18 123H20L19 122V120L22 122V120H23V118H24V121L22 122V124L26 121L25 120V117L28 119V120H34V116L32 117V119H30L31 117H29ZM38 116V117H37ZM79 116V115H78ZM125 116H127L126 114H125ZM144 116V115H143ZM150 116V118L152 117L153 118V116H151V115H149ZM149 116H148V118H149ZM164 116H166V115H164ZM3 117V116H2ZM54 117H56V119H54ZM64 117V118H63ZM162 117V116H161ZM168 117V116H167ZM166 117V119H165V122L164 123H166L168 120H169V117L167 118ZM8 118V117H7ZM140 118L142 119V117H141V114H140ZM139 118V119H140ZM4 119V118H3ZM69 119H70V121H69ZM71 119L74 121V123H73V121H72V125L74 124V129H73V131H72V128H69V126H71L72 127V125H69L68 126V124H67V122L69 121V123L71 122ZM144 119V118H143ZM146 119V118H145ZM1 120V119H0ZM5 120V119H4ZM12 120V122L15 124V126H14V131H16L17 130V132H16V134L17 135H13V136H16L15 138H13V136L11 135V136H9L10 134L9 133H7L8 135L6 136V133L5 132H8L9 130H7V128H6V130L7 131H5L4 130V135H3V133H2V130H1V127H0V154H4V155H6L7 156V160H9L10 162H8L7 161V163H9V164H7V165H4L3 166V168L2 169H0V186H2L3 188H4V191H3V193H2V195H1V197H0V202H3L5 205H8L9 203H11V204H13V208L12 209H10V210H12V211H10L9 209H8V207L6 208V209H3L2 207L0 208V211L2 212V214L0 215V264H28L29 263V261H32V263L31 264H149L148 262H147V257L149 256L148 255V252H147V248H148V241L146 240V238H145V236H146V234L144 233V231H143V229L141 228L142 227V224L140 225V227L137 225L136 227H135V225H134V223H136V222H139L140 221V219H142V220H144V219H146V218H144V215H143V213L141 212H139V208H140V206L141 205H143L144 203H145V201H146V199H145V189H146V170H147V168H148V165H150V167H153V170H154V175H155V178L160 174H156V170L159 168V167H157V166H155V163H153L152 164V162H158V161H162V160H164L165 158H163V156L162 155H165V154H167V152H169V146H170V144L171 143H168V142H165V139H162L161 140V142H160V144H158L159 146H158V149L156 150V149H154L151 145L152 144H147V145H149L151 148H153V149H145L144 150V152L147 150V151H149V153H151L152 155H153V153H154V155H156L155 154V152H157V157L158 158H155L154 159V157H156V156H152V155H150L149 156V154H148V152H145L144 154L145 155H147V156H149V157H146V156H144V154L142 155V156H144V157H142V158H147V159H144V160H142V158H140V160L138 159V164H139V161L141 162V160H142V165L141 166H138V167H136L138 164H130V163H128V164H130V166H132L133 167V165L135 166L134 168H130V170H134V171H132V173L134 174V176H130V177H132V178H130L129 177V175L127 174V176L129 177V178H127V180L125 181H123V183H122V185L121 184H117V185H119V190L117 191V189H113V192L112 191H109V192H111V193H109V194H112V195H114V197L112 198V199H109V197L111 196H109L108 194L106 195H103V193L101 194L102 196H107V200H106V202H107V204L105 203V201L104 200H102V199H99V201L100 200H102V202H104L103 204H102V206L99 208L98 206V208H99V210H98V213H97V217L99 218H97L98 220H96V223L95 224H93L92 225V223H91V219L92 218H90L91 216H93V214L91 213V211H89L88 213H86L85 215H84V217H83V215H82V218L81 219H83V222H85L86 223V226L85 227H81L82 228V230L83 229H88V233H90V234H88V235H84V234H82V232L81 233H79V231H77V230H79L78 229V227H76L77 226V224H75L76 226V228H77V230L75 229V232H73V231H71V230H69V228H71L72 226L71 225H73L75 222H74V217L71 215V214H69V216L67 215V216H65V218H64V216L62 215V213L61 214H58V212H54V214H53V216L54 217H56L57 215L56 214H58V218L55 220V225H57V227H59V228H57V229H59V230H61L60 229V227H65L66 228V232H64V234H63V232H62V236L60 235L61 233H58L59 234V236H61L62 238H63V236H64V241H61L60 242V240H61V238H59V236H58V238L60 239V240H58V242H56V244L55 243H52L53 245H49L48 244V242H46V240H45V243L43 244L44 246H43V248H41L42 250H40V251H38L39 252V255L36 257V259H33L32 258V260H30V254L28 255V251H29V248L27 247V232H25V229H24V227H23V225L21 224V221H20V219H21V216L27 211V210H31V214H32V222H34V221H36L37 219H38V214L41 212V210H42V208H41V206H40V204H39V199L37 200V201H35L34 203H31L30 201H29V198H28V194H29V192L31 191L30 190V188L28 187V186H23L22 188H21V190H20V193L19 194H15L14 192H13V188H12V184H11V179L13 178V176H14V174H15V164H16V161H15V159H16V156H15V153H14V151L15 150H17L18 151V149H20V151L19 152H21L24 148L25 149H27L28 148V146L26 145V147H24V145L25 144H27V142H28V145H29V140H27V138L26 137H28L29 136V134L30 133H28V132H30L31 130L30 129H32V128H30L29 130L30 131H28L27 129L29 128V127H27L26 126V122L23 124L24 126H26L27 127V129H26V127H24L27 131V134H28V136H27V134H26V136H25V133H23L24 132V128L22 127V130H21V128H20V126H19V128H17V129H15L18 125H16V120H14V118H12L11 119ZM16 122H14V121ZM32 120V122H36V121H33ZM120 120V119H119ZM150 121H151V119H149ZM162 120H164V117H163V119H161V121ZM6 121V120H5ZM9 121V120H8ZM30 121H27V122H29L28 124H30ZM31 122V123H32ZM3 123V122H2ZM6 123V122H5ZM60 123H62V124H60ZM119 123V122H118ZM117 123V124H118ZM149 123V122H148ZM1 124V123H0ZM27 124V125H28ZM71 124V123H70ZM3 125H5L4 123H3ZM33 125H34V127L36 128V126H37V123H33ZM33 125L31 124L30 126L31 127H33ZM41 125H40V127H41ZM43 125H42V128H43ZM7 126V125H6ZM10 126H12V124L10 125ZM10 126H8V127H10ZM39 126V125H38ZM114 126V125H113ZM125 126V125H124ZM133 126V125H132ZM150 126V124L148 125V127ZM33 127V128H34ZM139 127V126H138ZM38 128V130H40L39 129V127H37ZM41 128V129H42ZM59 128V129H58ZM78 128V127H77ZM80 128V127H79ZM79 128H78V130L77 131H79ZM136 128H137V126H136ZM9 129V128H8ZM45 129L43 130V132L45 131ZM47 129H48V131H47ZM109 129V128H108ZM135 129V128H134ZM139 129V128H138ZM148 129V128H147ZM152 129V128H151ZM155 129H156V126H155ZM154 129V130H155ZM10 130H11V128H10ZM12 130H13V128H12ZM33 130H35V129H33ZM32 130V131H33ZM49 130H50V133H49ZM59 130V131H58ZM61 130V131H60ZM13 131V134L15 133ZM35 131H37V130H35ZM77 131L75 132V133H77ZM153 131V130H152ZM39 132V134H40V132H41V130L40 131H38ZM42 132V133H43ZM80 133H81V131H79ZM78 132V133H79ZM94 132V131H93ZM96 132V131H95ZM137 132V131H136ZM52 133H55L56 134V132H52ZM77 133V134H78ZM93 134V133H92ZM96 133H94V135H95ZM100 134V133H99ZM134 134V133H133ZM151 134V133H150ZM43 135V134H42ZM91 135V134H90ZM94 135H91L92 136V138H93V136ZM104 136H105V138L107 139V135H106V133H104L103 134ZM129 135H131V134H129ZM128 135V136H129ZM31 137H33L32 136V134L30 135ZM36 136V142L38 143L39 141V143H41L42 142V147L44 148L45 146L43 145V140L42 139H40L39 140V138H38V136L37 135H35ZM41 136V134L39 135V137ZM77 136H79V135H77ZM90 136V137H91ZM104 136H103V139H104ZM134 136H138V133H137V135L136 134H134ZM134 136L132 135V136H130V138L132 137L133 139H134ZM9 137H11V138H9ZM31 137H30V139H31ZM42 137V136H41ZM51 137H55L54 135H51ZM89 137V138H90ZM98 137V136H97ZM124 137V136H123ZM139 137V136H138ZM29 138V137H28ZM72 138H73V140H72ZM79 139H80V136L78 137ZM82 138H83V136H82ZM87 137H86V134H85V138L84 139H86ZM111 138H113V137H111ZM110 138V139H111ZM131 138V139H132ZM34 138H32V141H34L33 140ZM37 139L39 140V141H37ZM78 139V141H77V143H79L81 140H79ZM94 139V138H93ZM127 139V138H126ZM129 140L127 143H130V141H132V140ZM76 140H77V138H76ZM87 140V139H86ZM85 140V141H86ZM99 140V139H98ZM31 141V140H30ZM84 141V142H85ZM90 141H91V138H90ZM95 141V140H94ZM134 141V140H133ZM136 141H137V139H136ZM229 141L230 140H227V143H229ZM35 142V143H36ZM88 142V141H87ZM93 142V141H92ZM104 142V141H103ZM135 142V141H134ZM145 142V141H144ZM240 142H242V143H239L240 145H242L243 147H245L246 146V144H245V142H244V139H242ZM31 143H33V142H31ZM61 143H63L65 146H67V147H70L71 149H70V151H68V154L70 155V153H71V155H72V157L70 158V159H73V161L74 162H72V160H70L69 158V160L71 161V163H67L66 161V165H68V166H65L64 164H63V162H62V160H66V159H64V157L62 156V154H61ZM89 143H91V142H89ZM97 143V142H96ZM96 143H95V145H96ZM99 143V142H98ZM109 143V142H108ZM133 142H131V144H132ZM140 143V142H139ZM138 143V145L141 147V143L139 144ZM231 143V142H230ZM79 144H81V143H79ZM113 144V143H112ZM135 144V143H134ZM238 144V145H239ZM248 145H251L252 144V141H249L248 143H247ZM22 145H23V149L21 150V148H22ZM32 145V144H31ZM88 145V144H87ZM94 145V144H93ZM104 145V144H103ZM143 145V144H142ZM146 145V144H145ZM255 145L257 146V148L258 149H260L261 147H264V142H262V141H257L256 143H255ZM18 146H21V148H18ZM30 146V145H29ZM33 146V145H32ZM39 146V145H38ZM102 146V145H101ZM105 147H106V145H104ZM16 147V149L14 150V148ZM34 147V146H33ZM53 149H52V148ZM79 147H81V145L79 146ZM95 147V146H94ZM103 147V146H102ZM111 147V146H110ZM114 147V146H113ZM133 147V146H132ZM137 147V146H136ZM143 147V146H142ZM141 147V148H142ZM240 147V146H239ZM29 148H31V146L29 147ZM29 148L26 150V151H29ZM98 148V147H97ZM235 148V147H234ZM238 147L236 146V149H237ZM241 148V147H240ZM36 149V148H35ZM45 149V148H44ZM52 149V150H51ZM99 149H101V148H99ZM103 149V148H102ZM105 149H109V147L108 148H105ZM112 149V148H111ZM239 149V148H238ZM40 150V149H39ZM87 150H88V148H87ZM113 150H114V148H113ZM121 150V149H120ZM120 150H118V149H116V153H117V151L119 152V153H121L122 152V150L120 151ZM151 150H156V151H154V152H151ZM31 151V150H30ZM35 151H38V149L37 150H35ZM45 151V150H44ZM84 151V152H83ZM89 151V150H88ZM105 151V150H104ZM108 151V150H107ZM110 151V150H109ZM143 151V150H142ZM241 151H243L242 149H241ZM240 151V152H241ZM245 151V150H244ZM4 152V153H3ZM16 152V151H15ZM18 152V153H19ZM24 152H25V150H24ZM42 152V151H41ZM40 152V153H41ZM83 152V153H82ZM87 152V151H86ZM113 151H111V153H112ZM125 152V151H124ZM124 152H123V154H124ZM136 152V151H135ZM141 152V151H140ZM34 153V152H33ZM91 153V152H90ZM128 153L129 154H131L130 152H128V151H126L125 152V156H123V157H126L127 155H128ZM134 153V152H133ZM132 153V154H133ZM137 153V152H136ZM136 153H135V157L136 156H139V155H136ZM138 153H139V149H138ZM137 153V154H138ZM142 153V152H141ZM141 153H139V154H141ZM230 153V152H229ZM229 153H228V155H226V156H229ZM242 153V152H241ZM22 153H20V155H21ZM25 154V153H24ZM38 154V153H37ZM42 154H44L43 152H42ZM67 154V155H68ZM87 154H89V153H85V154H83V155H87ZM106 154V153H105ZM244 154V153H243ZM247 154V153H246ZM19 155V154H18ZM20 155H19V157H20ZM30 155V154H29ZM34 155V154H33ZM40 155V154H39ZM60 155L63 157V159H61L62 157H60ZM93 154H91V156H92ZM95 155V154H94ZM110 155V154H109ZM115 155V154H114ZM231 155V154H230ZM23 156V155H22ZM32 156V155H31ZM80 156H78V157H80ZM103 156V155H102ZM105 156V155H104ZM129 156V155H128ZM132 156H134V155H132ZM131 155H130V158L132 157ZM232 156V155H231ZM234 156V155H233ZM232 156V157H233ZM1 157V156H0ZM5 157V156H4ZM35 157H36V155H35ZM67 156H65V158H66ZM76 157H77V155H76ZM84 156H82V158H83ZM89 157V156H88ZM93 157V156H92ZM100 157V156H99ZM174 157H176V155H174ZM38 158V159H37ZM37 160H36V164H37V162L39 161V157H38V155H37ZM43 158H44V156H43ZM153 158V159H152ZM228 158V157H227ZM231 158V157H230ZM31 159V158H30ZM35 159V158H34ZM49 159V160H48ZM79 159V158H78ZM90 159V158H89ZM91 159H93V158H91ZM90 159V160H91ZM103 159H104V157H103ZM121 159H122V157H121ZM119 160V161H121V164H122V162H123V164H124V161H126V159H128V157H126V158H123L124 159V161H123V159L122 160ZM132 159H135L134 157L132 158ZM137 159V158H136ZM135 159V160H136ZM156 159H158V161H156ZM180 159V158H179ZM236 159V158H235ZM1 160V159H0ZM32 160V159H31ZM41 160V159H40ZM81 160V159H80ZM96 162H98L97 160H96V155H95V158L93 159V162L95 163V161ZM129 160V161H128ZM127 161L128 162H134V160L133 161H130L131 159H128ZM153 160H155V161H153ZM231 160V159H230ZM234 160V159H233ZM34 161V160H33ZM45 161V160H44ZM69 161V162H70ZM100 161V160H99ZM103 161V160H102ZM118 161V162H119ZM184 161V160H183ZM236 161V160H235ZM41 162V161H40ZM40 162H39V164H40ZM79 162V161H78ZM101 162V161H100ZM137 162V161H136ZM163 162V161H162ZM185 162V161H184ZM2 164H3V162H1ZM73 163V164H72ZM93 163V164H94ZM114 163H115V161H114ZM140 163V164H141ZM231 163H232V161H231ZM43 164V163H42ZM44 164H45V162H44ZM76 164V163H75ZM89 164V163H88ZM109 163L107 162V166H109L108 165ZM118 164H120V163H118ZM123 164L122 165H119L120 167H122L123 166ZM139 164V165H140ZM38 165V164H37ZM79 165V164H78ZM91 165H92V163H91ZM102 165H103V163H102ZM116 165L117 164H115V168H117L116 167ZM124 165H127L126 163L124 164ZM152 165V166H151ZM185 165V164H184ZM230 165V164H229ZM233 165H235L234 163H233ZM238 165V164H237ZM39 166V165H38ZM37 166V167H38ZM41 166V165H40ZM40 166L37 168V171H39V168H40ZM44 166V165H43ZM103 166H105V164L103 165ZM183 166V165H182ZM231 166V165H230ZM36 167V166H35ZM81 167V166H80ZM96 167V169L98 170V171H100V170H104V168H100L99 166H98V164H97V166H95ZM110 167H112L111 165H110ZM109 167V168H110ZM124 167V166H123ZM129 166L127 165V167H124L127 171H128V168ZM66 168V169H65ZM230 168H232V167H230ZM238 168H240L239 167V165H238ZM242 168V167H241ZM240 168V169H241ZM260 168V167H259ZM30 169V168H29ZM42 169H44V168H42ZM100 169V170H99ZM111 169H113V167L111 168ZM124 169V170H125ZM233 169V168H232ZM237 169V168H236ZM258 169V168H257ZM21 170V169H20ZM23 170H24V168H23ZM34 170V169H33ZM80 170V169H79ZM83 170H84V168H83ZM107 170V169H106ZM109 170V169H108ZM117 170H121V169H117ZM221 170V169H220ZM223 170H225L226 171V169H224L223 168ZM231 170V169H230ZM239 170V169H238ZM242 170V169H241ZM40 171H41V169H40ZM96 171V170H95ZM127 171H126V173H127ZM225 171H220L219 173H221V172H225ZM245 171V170H244ZM21 172V171H20ZM42 172V171H41ZM46 172V174H47V170L46 171H44L43 172V174ZM75 173H76V171H74ZM79 172H81L83 175V177L85 176L84 174H87V177H88V173L86 172V173H83L82 172V169L79 171ZM117 172V171H116ZM123 172V171H122ZM151 172H152V170H151ZM232 172V171H231ZM62 173V174H63ZM77 173H78V169H77ZM109 173H110V171H109ZM128 173L130 174L131 172H129L128 171ZM225 173H227V172H225ZM230 173V172H229ZM17 174V173H16ZM38 174H39V172H38ZM37 174V175H38ZM43 174L41 175V176H43ZM48 175V176H52V174L51 175ZM114 174V173H113ZM222 174H224V173H222ZM252 174V173H251ZM254 174V173H253ZM66 175V174H65ZM76 175V174H75ZM78 175V174H77ZM120 175V174H119ZM122 175V174H121ZM221 175V174H220ZM220 175H218V176H220ZM23 176H24V174H23ZM33 176V175H32ZM39 176V175H38ZM72 176H74V175H72ZM78 176H80V173H79V175ZM82 176L81 177H78L79 179L80 178H82ZM114 176V175H113ZM34 177V176H33ZM46 177V178H45ZM67 177V176H66ZM76 178H77V176H75ZM75 177H74V179H75ZM90 177H91V175H90ZM90 177H88V178H86V176L84 177V178H86L87 179V182H86V184H83L82 186L84 187V185H85V188L87 189L86 190V192H84L85 194H84V196L86 197V202H84V203H87V198H89V197H91L92 199H93V197H92V195H93V193L91 192V190H93V192H96V190H94V189H92V185H93V181H91V179H90ZM164 178H165V176H163ZM226 177V176H225ZM251 177V176H250ZM19 178V177H18ZM53 180H52V183H53V181H54V178L53 177H51ZM56 178H59L58 176H56ZM55 178V179H56ZM78 178H77V180L76 181H78ZM116 178V177H115ZM34 179V178H33ZM41 179H42V177L40 178V181H41ZM45 179H47V180H51V179H49V177H47V175L45 176L44 175V181H45ZM83 179V178H82ZM108 179V178H107ZM106 179V180H107ZM113 179H114V177H113ZM122 179H124L123 178V176H122ZM216 179V178H215ZM221 179V178H220ZM220 179H219V181H220ZM249 179V178H248ZM64 180V179H63ZM116 180V179H115ZM164 180H166V178L164 179ZM163 180V181H164ZM250 180V179H249ZM17 181V180H16ZM24 181V180H23ZM43 181V182H44ZM80 181V184H82L81 183V181H83V180H79ZM79 181L77 182V183H79ZM118 181V180H117ZM167 181V180H166ZM248 181V180H247ZM13 182V181H12ZM42 182V181H41ZM46 182V181H45ZM48 182V181H47ZM51 182V181H50ZM49 182V183H50ZM54 182H56V183H54V184H57V181L55 180ZM74 182H75V180H74ZM84 183H85V179H84V181H83ZM111 182V181H110ZM119 182L121 183L122 181L121 180H119ZM221 182H222V179H221ZM250 182V181H249ZM52 183H50V185L52 184ZM59 183H61V180H60V182ZM58 183V184H59ZM116 183V182H115ZM114 183V184H115ZM220 183V182H219ZM218 179L216 180V181H214L212 184H210V190L212 191V190H216L217 189V187H218ZM247 182H245V184H246ZM25 184V183H24ZM40 184V183H39ZM43 183H41V185H42ZM62 184H63V181H62ZM222 184V183H221ZM45 185V184H44ZM44 185H42L43 186V188H44ZM49 185V184H48ZM53 185V184H52ZM75 185V184H74ZM78 184H76V189L78 188V190H80L79 188H81L82 186H80V187H78L77 186ZM121 185V186H120ZM206 185V184H205ZM46 186H47V184H46ZM59 186V188H60V190H61V184H59L58 185ZM67 186H68V189H70L69 187V185H66V188H67ZM243 186H244V183L242 182L241 184H239L238 186H236L232 191H230V192H226V191H224V189H222L220 192H219V194H218V196L216 197V199H215V202H214V205H215V208H214V214L212 215L213 216V226L212 225H210V223H209V220H206L205 219V221L202 219V217L200 218V216H199V214L197 215V216H195V218L198 220V222H196L195 221V219H194V216H192L191 214L193 213H191L190 215H191V218H190V229H189V233H190V246H192L193 247V249L196 251V255H198L199 256V258H200V260H201V262L203 263V264H217L216 262H215V259H214V252H215V242L217 241V236H218V232H219V230H221L220 228L222 227L221 225H222V219L221 218H223V216H224V211H225V209H226V207H227V205L231 202V200L236 196V195H238V194H240L242 191H243ZM21 187V186H20ZM48 187V186H47ZM56 187V186H55ZM64 187V186H63ZM83 187H82V190H83ZM111 187V186H110ZM114 187H116V185L114 186ZM118 187V186H117ZM40 188H41V186H40ZM49 188H50V186H49ZM52 188V187H51ZM57 188V187H56ZM84 188V189H85ZM108 188V187H107ZM113 188V187H112ZM205 188V187H204ZM221 188H224L223 187V185L221 186ZM227 188V187H226ZM2 189V188H1ZM42 189V188H41ZM47 189V188H46ZM46 189L44 190L43 189V191H45L46 192ZM65 189V188H64ZM67 189V192H71V190H68ZM72 189V188H71ZM95 189H98V187L96 188L95 187ZM109 189H111V188H109ZM209 189H206L205 191H207V190H209ZM49 189H47V191H48ZM60 190H56L55 189V191H53L52 193H47L46 192V194H48L49 195V197H50V202L52 203V205H53V208H54V210L56 209V207L58 208V206H57V200H58V198L60 197ZM63 190V189H62ZM81 190V191H82ZM99 190V189H98ZM108 190V189H107ZM106 190V191H107ZM228 190V189H227ZM2 190H0V192H1ZM32 191H35V189L34 190H32ZM80 191V192H81ZM105 191V192H106ZM44 192V193H45ZM50 192V191H49ZM66 192V193H67ZM69 192V193H70ZM212 192H214V191H212ZM43 193V192H42ZM63 193H64V190H63ZM68 193V197L70 198V194ZM72 193H74V191H73V189H72ZM72 193H71V195H72ZM82 193V192H81ZM80 193V194H81ZM92 193V194H91ZM96 193H98V192H96ZM31 194V193H30ZM208 194H209V192H208ZM32 195V194H31ZM44 194H42V196H43ZM48 195H47V197H48ZM76 196V193L75 194H73V196ZM83 195V194H82ZM94 195H96V194H94ZM93 195V196H94ZM101 195H99L98 194V196H99V198H101L100 196ZM210 195H212V193L210 194ZM45 196V195H44ZM73 196H71V198H70V201L71 200H73ZM46 197V196H45ZM66 198H68L67 196H65ZM77 197V196H76ZM97 197V196H96ZM112 197V196H111ZM209 197V196H208ZM210 197H212V196H210ZM44 198V197H43ZM69 198H68V200H66V202L67 201H69ZM83 199H84V197H82ZM94 198H95V196H94ZM103 198H105V197H103ZM114 198H116V199H114ZM36 199V198H35ZM46 200H47V198H45ZM90 199V198H89ZM89 199H88V201H89ZM210 199V198H209ZM45 200V201H46ZM60 200V199H59ZM58 200V202L60 203V201ZM61 200H63V199H61ZM91 200V199H90ZM48 201V200H47ZM79 201V200H78ZM80 201H82V199L80 200ZM92 201V200H91ZM96 201V200H95ZM63 202H64V200H63ZM65 202V203H66ZM90 202V201H89ZM88 202V203H89ZM98 202V201H97ZM102 202H100V203H102ZM49 203V202H48ZM48 203H46V204H48ZM87 203V205H89ZM3 204V205H4ZM70 204H73V203H70ZM93 204H95L94 202H93ZM98 204H99V202H98ZM208 204V203H207ZM43 205V204H42ZM50 204H48V206H49ZM51 205V206H52ZM66 205H67V203H66ZM65 205V206H66ZM76 205V204H75ZM78 205H79V203H78ZM147 204H145L144 205V209H146V206ZM47 206V207H48ZM60 206V205H59ZM77 206V205H76ZM79 206H82V204L80 203V205ZM209 206V205H208ZM66 207H69V206H66ZM85 208H86V206H84ZM83 207V208H84ZM96 209H98L97 207H96V205L94 206ZM50 208V207H49ZM73 208V207H72ZM78 208V207H77ZM187 208V207H186ZM79 209V208H78ZM89 209V208H88ZM88 209H87V211H88ZM91 209V208H90ZM89 209V210H90ZM95 209V210H96ZM194 209V208H193ZM207 209V208H206ZM57 210V209H56ZM64 210V209H63ZM62 209L60 210L61 212L63 211ZM82 210V209H81ZM86 209H84V211H85ZM94 210V209H93ZM59 211V210H58ZM69 211L71 212V210H70V208H69ZM73 211H75L74 209H73ZM202 211H203V209H202ZM67 212H68V210H67ZM69 212V213H70ZM56 213V214H55ZM85 213V212H84ZM94 213H95V211H94ZM210 213V212H209ZM77 214V213H76ZM81 214H83V212L81 213ZM59 215H61L62 217H63V219H62V217L61 216H59ZM64 215H66V214H64ZM143 215V216H142ZM26 216V215H25ZM40 216V215H39ZM78 216V215H77ZM95 215L93 216V219L96 217ZM28 217V216H27ZM59 217H61V218H59ZM141 217H143V218H141ZM208 217V216H207ZM76 218V217H75ZM205 218H206V214H205ZM210 218V217H209ZM53 219H55V218H53ZM40 220V219H39ZM141 220V221H142ZM29 221H31V220H29ZM92 221H94V220H92ZM76 222L78 223V221L76 220ZM29 223V222H28ZM27 223V224H28ZM80 223H82V222H79L78 223V226H80ZM27 224H26V226H27ZM44 224V223H43ZM52 224H53V222H52ZM88 224H91L90 225V227L91 228H88ZM212 224V223H211ZM50 225V224H49ZM82 226H84L85 224L84 223H82L81 224ZM53 226H54V224H53ZM68 226H69V228H68ZM71 226V227H70ZM27 227H29V226H27ZM47 227V226H46ZM55 227V226H54ZM74 227V226H73ZM74 227V228H75ZM49 228H52V227H50L49 226ZM73 228V229H74ZM80 228V227H79ZM56 229V228H55ZM54 229V230H55ZM59 230H57L58 232H61L62 230L64 231V229H62L61 231H59ZM85 230H83V231H85ZM57 231H53L54 232V235H55V239H56V237H57V233H55V232H57ZM76 231L78 232V233H76ZM51 233H52V231H51ZM85 233V232H84ZM46 234V233H45ZM50 235H52V234H50ZM47 236H49L48 234L46 235V237ZM42 237V236H41ZM45 237V236H44ZM57 238V239H58ZM43 239V238H42ZM45 239V238H44ZM44 239H43V241H44ZM56 239V240H57ZM39 240V239H38ZM54 240V239H53ZM53 240H51V241H53ZM35 241V240H34ZM55 241V240H54ZM29 242V241H28ZM43 243V242H42ZM55 244V245H54ZM31 245H32V243H31ZM33 247V246H32ZM39 247V246H38ZM39 249V248H38ZM37 254V253H36ZM149 254L150 255H152V253L149 251ZM148 255V256H147ZM33 256V255H32ZM150 260H151V258L150 257H148ZM151 264V263H150Z\"/></svg>","mask_w":264,"mask_h":264},{"label":"water","instance_id":"95a60500","mask_svg":"<svg viewBox=\"0 0 264 264\" xmlns=\"http://www.w3.org/2000/svg\"><path fill=\"white\" fill-rule=\"evenodd\" d=\"M218 10L215 12L214 8L212 14L220 23V28L213 23L200 21L202 17L204 18V13L201 9L196 12L199 18L196 17L193 21L203 26L202 31L195 36L201 51L195 50L191 55L186 56V64L182 62L181 66L176 67L175 71L178 74L176 76L181 79V86L177 85L178 80L172 81V79H167L168 82L162 84L164 88L172 85L166 91L169 93L171 90L166 99L168 110L166 107L162 108V103L157 101L151 114L155 112L153 116L162 113L165 115L164 113L169 111L167 115L169 120L164 123L160 121L161 117L155 118L158 123L155 131H151L152 134L147 131L149 123L145 119L140 121L141 135L138 140L141 144L147 141V144L153 143L154 149H158L159 140L165 139V142L171 143L168 147L169 152L162 155L165 158V164L156 170V174L160 173L156 178L153 167L148 165L145 189L147 207L144 209L145 204H143L139 208V212H142L146 219H140L139 222L134 223L135 227L137 225L140 227L142 224L141 228L146 234L149 255L147 256L151 258L150 260L147 257L149 264H203L196 255V251L190 246L191 208L196 207L194 201L198 198L202 185L206 184V179H209V183L212 184L219 174L229 150L226 144L229 134L233 136L229 138H232L235 144L240 137V128L236 126V121L227 112L225 103L230 99L238 73L240 71L242 73L245 69L250 46L256 40L264 43L263 34H258L259 27L255 30L256 24H253L254 18L260 13L263 15L260 28L264 24V0H230L225 8ZM241 18L245 19L242 22L244 26H242H247V32L243 37H240L241 34L236 24L237 19L241 20ZM212 33H215L220 40L218 42L219 55L215 56V61L212 58L216 67L209 69L200 56L203 55V50L209 47ZM187 52L183 55L185 56ZM201 63L202 66H200ZM245 79L243 89L247 94L246 107L248 109L242 108L244 112L242 122H245L244 119L257 117L258 111L264 108V102L254 88L249 74ZM162 86L159 87L158 92L163 90ZM97 88V86H91L86 90L85 101L75 110L73 117L76 126L80 127L84 135L91 129L104 134L111 124L117 121L122 111L121 103H113L115 100L108 93H101ZM166 92L162 94V98ZM242 105L245 104L242 103ZM112 118H114L113 121ZM111 140L120 148H125L129 139L113 137ZM177 140H184L186 144L187 155L183 163L175 162L172 157ZM73 143L77 148L80 145L76 141ZM147 146L149 150L151 147ZM70 149L61 143L63 156H66ZM123 155L126 154L117 152L106 159L113 161L120 159ZM173 171L177 173L170 176ZM164 174L168 178L167 181L164 180L166 178L163 177ZM174 176L176 184L171 183ZM167 182L169 188H164ZM164 183L165 185L162 186ZM178 194H181V197H176ZM187 206L189 208H186Z\"/></svg>","mask_w":264,"mask_h":264},{"label":"snow or ice","instance_id":"6c2138e0","mask_svg":"<svg viewBox=\"0 0 264 264\" xmlns=\"http://www.w3.org/2000/svg\"><path fill=\"white\" fill-rule=\"evenodd\" d=\"M148 2H149V3H154V2H155V0H148Z\"/></svg>","mask_w":264,"mask_h":264}]
</instances>
